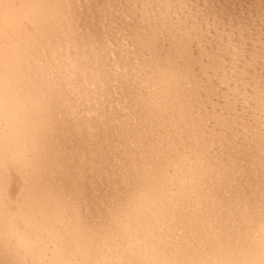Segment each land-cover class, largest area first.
Masks as SVG:
<instances>
[{"label": "bare ground", "instance_id": "6f19581e", "mask_svg": "<svg viewBox=\"0 0 264 264\" xmlns=\"http://www.w3.org/2000/svg\"><path fill=\"white\" fill-rule=\"evenodd\" d=\"M102 1L104 2V0H102ZM102 1H100V2H102ZM108 1H110V0H107V5H105L103 3L104 4L103 6L110 7V5H111L114 8V6H116L115 5L116 3L114 4V2L118 3V0L117 1L114 0V2L111 0L112 2L110 3V5H108L109 4ZM138 1H140V0H137V2ZM146 1L144 0V2H146ZM156 1L158 2V0H156ZM167 1L162 2V4L165 3L168 5ZM182 1L183 0H181L180 2H182ZM91 2L95 3V0H91ZM91 2L89 3V5L91 4L90 8L92 7V9H94V11H95L96 5L93 4L94 5V7H93ZM133 2H135V1H133ZM137 2H136V4H139ZM141 2H143V1H141ZM153 2H155V1H153ZM159 2L160 3L158 5V7L161 8V12L156 11L158 8L156 6L153 7L154 4L151 1H150V4L152 3L153 6L150 8L151 9L155 8L156 9L155 11L158 12L160 14L159 16L161 17V15L163 16V14L166 13V5L164 4L165 7L163 5L161 6V0H159ZM168 2H170V1H168ZM184 2L186 4L185 0H184ZM187 2H188V0H187ZM64 3H66L65 0H0V259H3L5 253H10L11 258L18 259V260L22 261L23 264H259L260 260L262 258H264V256H262V254H264V216H262V214H261V204H260L261 195H262L261 187H260L261 185H259V187H255V185L254 186L252 185V187H250L247 185L248 187H246V186H242L243 184H241L240 180H239L240 183L238 181L236 182V180L234 181V182H236L235 184L234 183L231 184L233 181H231V183H230V179L231 180L233 179L231 177V176H233L232 173L236 172L238 170L237 169L238 168L237 166L239 164L238 160L240 159V158L238 159V156L241 157L243 155L245 158V156H247L246 154H248L247 153L248 146L246 147V150H243L245 148H243V149L241 148V150L239 148L240 151L243 150V152H241V153L239 151H237L238 147L235 148V149H237L235 152V153H237L236 154L237 157H235V158H237L236 160L238 162H236V160L234 158L235 154H233V153H234L235 149L232 147L230 149V150L234 149L233 153L230 151V154H232V156L230 154H227L226 158L224 157L226 161L228 160L227 161L228 165H225V163H226L225 161H224L225 163L223 161H221V162H223V164L221 163V165H222L221 166L220 163H218L220 161H216V160L220 159V157H218V154H219L217 152L218 150L216 152H215V149H213L214 152L211 150V153L213 152V154L211 157H210V155L208 156V152H210V147L212 146V144L214 142L216 143L215 139L218 138L216 136L219 134V132L217 131L218 133H215V135L216 134L217 135L216 136L214 135L215 139L213 138L214 139V141H213V139H212L213 135L211 136V134H213L214 132L212 130H210L211 132L210 131L208 132V130L210 128L207 129L205 123H204L205 125L203 124V126L207 129V132H208V134L210 133V135L205 134V132L203 131L202 123L204 121L201 119L203 122L202 121L197 122L198 121L197 119L192 118V116L194 115L193 110H192L193 113L191 116V111L189 112L187 109L188 107H185V105L188 104L190 100L192 101V99L195 98L196 93L193 90V88L195 87L196 83L195 84L192 83V84H194V87H192V84L189 83V81H191V80L195 81V78L193 79L192 78L193 75H191V74H189V75H191L190 79H189V77L183 78L180 73L182 72V74L184 75L183 72H185L186 70H181V68L180 69L178 68L179 69L178 71H177V69L175 70L174 67H177V65H178V63L175 62L176 60L175 61L173 60V58L175 56L173 58L172 57L169 58L167 56L168 51L166 52L167 54H165V52L163 53V54H165L166 57L163 54H161V52L166 51V50H163L160 52V54L163 57H165L166 59L168 58L165 62H163V60L161 59V56L159 54L158 55H159L161 61L159 60V57H158V59L156 58L157 54L152 56V57L150 55H148V57L151 58V59L148 58L151 63L149 64L150 66L148 65L149 68L148 67H146V68H148L150 70L148 72H146L148 69L145 68L144 70H146V71H143L141 69L145 73L146 77L143 78L144 80L141 79L142 81H139V83H138V79H137V83H138L137 85H139V84L141 85V83L144 81L145 84L143 83V85H145L148 92H146L147 94H145V97L143 95H141V97L143 96L145 99L142 97V99H144L143 100L144 102H142L140 104L137 103V101H139L138 97L136 98L137 99L136 101L133 100L134 97H133V99H131L132 98L131 96H135V94H137L135 92L136 89L134 90L135 93L133 95H131V96L129 95V94L133 93L134 87L137 86L135 83L136 81H134V79H133L136 77V74H135V77H133L134 75L132 76L131 74L132 73L134 74V72L128 73L130 68L127 67V69H129V70L124 68L125 70H127L126 71L127 76L128 75L130 76V77L128 76L129 79L127 78V80H130L132 78V82L134 81L132 84V85H134L133 89H131V86H130V90H132V92L130 91L131 93L130 92L128 93L125 90L127 92L125 95L126 96L128 95L131 97V98L128 97V99H130L128 103H130V105L132 104L131 106H133V107L135 105L138 106L136 109L139 108L138 111H141V113L138 114L137 113L138 111L135 109L137 112H136V114H135V112L133 113L135 115H137V114L139 115V116L137 115L138 118H136V119H139L138 122H140L141 124H139L137 122V120H136L137 123L135 121H133L132 116H134V115H132V113H131L132 122H130V123H131V125L133 123H135V126L134 127H132L133 125L132 126L130 125V127L127 126L128 125L127 123L129 122L128 120L131 121V119H129V117H130L129 113L130 112L128 113L129 115L126 113L123 114L120 112L121 114L124 115V118L126 117L125 119H128L127 121L125 119H123V117L120 116V114H117V113H119L118 111H116L117 113L115 115L116 116L119 115V118L121 117L120 120L127 122L125 124V122L120 121L121 122V124H120L117 121L120 124V126H119L120 128L118 130H120V131L122 130L125 133H128L127 131H129L128 134L131 135V137H130L131 140L129 139L130 140L129 141L127 138L124 140L123 139L124 135H125V137L129 136V135L128 134L126 135L124 133H123L124 134L123 135L122 133H119L120 131H118V130H117L118 132H116L118 138H116L117 137L116 134L110 133L112 131V128H113L112 124L115 127V129H116V127H118V125H116V123L111 122L110 120L108 121L106 119L107 122L112 123L111 125L108 124V127L111 126V127H109V128H111V130H108L109 128L103 129L104 126H102L103 125L102 122H101L102 125H100V126H98V124H96L97 126L94 125V126H96L95 129H97V130H98L97 127L103 129V133L106 132L104 130H108L105 134V138L106 137L108 138V136L110 134L115 135L116 137H112V139H113L112 141H114V144H115V142L117 143V140L120 138V136L122 137V135H123L122 139L124 141L119 140L118 142H121L119 144H123V142H124L126 145V148H123L125 151L123 152L121 150L123 152L122 154L124 155V158H125V161L123 160V163L126 164V166L128 167L127 168L128 174L131 176L132 179L130 181L124 183V186H123V184L121 185V187H123V188H121L122 190H121V193L119 194V200L116 199L118 201V202H116L117 204L114 201L112 202V200H110L111 199L110 194H109L110 196L108 195L110 198L107 196L108 199L110 200V203L112 202V204L114 203V205H116L115 207L117 210H115V208H113L115 210V211L114 210L113 211L116 213L118 212L119 215L118 214L115 215L116 213L113 214V211H112L113 215L110 214L109 212H107L110 215V217L111 216L114 217V215H115L116 216V217H114L115 219L112 220L113 218H110L108 216H106V217L104 216L108 220L111 219L110 223L107 226L105 224H107L108 221L105 220L106 222L104 224H102L103 222H99L103 225L102 228H98V226H96L98 228L97 229L96 227L92 226V224H93L92 223L91 226L93 227L92 229H94V230H92V229L88 230L89 229L88 227H90V224H89V226H87V224H88V222L86 221L87 217L84 218L87 215V214H85L86 210H84L85 216L82 218H84V221H85V223L83 222V225L85 224V226H87L88 229L85 226H82L81 224L79 225V223H81L80 220H82V219L77 220L78 222L76 221L78 224L75 223V220L78 219V217L80 218V216H77L79 211L81 212V213L79 212V214H81V216H83L82 215L83 213L81 211L82 208L80 210L77 209V205L82 200H84L83 198H80V200L82 199L80 201V200L74 199L72 196L70 198H68L70 195H67L68 199L67 200L64 199V197H66V195H65L66 192L64 190H62L61 182H59L58 180L56 181L55 184H53L52 186H49L47 190L39 188V177L42 174V172L44 170H47V172L52 174L53 177L54 176L56 177V175H54V173L58 174V173H56V171L58 172V170H56V168L59 167L58 165L62 164L61 160L66 159L65 163L67 165L71 164L72 163L71 159H73V158H71V159H69V158L72 157L73 154L71 155L70 153H74V152H76L74 150L78 149L76 146V143L78 141H76V143H74V145L76 146V148H74V150L71 151V149L73 147L71 149L67 147V149H70V153H69V150H68V152L65 151L67 154L65 152H62V149H64V148L58 149L59 146L58 147L56 146V143H58V141L57 142L55 141L56 140L55 137H57L59 134L56 132L57 131L56 130L55 132L58 135L55 136L52 133V129L55 130L56 125H58V127H60L59 126L60 124L66 125L71 120V118L70 119L65 118L67 116L66 115L67 112L64 110L65 108L63 110L61 109V111L66 112V113H63L64 115H66L65 117L62 115V117H63L62 118L60 116V114L58 113L59 109L62 106H64L66 102L63 101L64 104L62 106L57 107L56 110L54 109L56 107L55 103H59L57 100L58 99L60 100V98H58V99L56 98V93L58 91L59 92L61 91L59 88H62V86L61 85L59 86L58 84L62 83L65 86H68L67 88L69 90V93H68V90L66 89L67 93L69 94L68 97L72 96L71 94H75L76 96H80V95L83 96L82 93H84V95H86V96H84L83 98H86V99H84L86 101L87 100L89 101V98L93 94L96 95L95 93H98V91L102 92L104 89L107 88V85L104 86L105 82L103 81L105 75L104 76L101 74L99 75V72L101 70H103V68L100 70L101 64H99L100 62H97V59L96 60L93 59V57L91 55L92 53H88L84 48H82V52L86 51L85 61H84V58H82L83 59V61H82V59L80 57V55L82 56V54H80V53H82L81 51L79 53L80 55H78V53H77V55H73V59L71 60L72 57H70V54L71 53L74 54L77 52L75 46L76 45L78 46V44H76V42L79 41L80 36H78L79 38L77 40H76L77 37L75 39L73 37V40H76L74 43V45L76 44L75 46L73 44L68 45L69 47L67 46L68 47V51H67L68 56H67V58L64 59V61H62V62L60 61L61 56L58 55V53H57V52L62 53V51L53 50V47L55 49V46L57 48L59 47L60 50L63 47V44L60 41L61 38L59 40L58 39L57 40L59 41V43L61 42L62 47H61V45L60 46L55 45L52 47V43H53L54 39L57 38L59 35L62 36V34H59V32H61L63 30L62 29L64 27L63 20L64 21H65V19H66V21L68 20L67 19L68 17L65 18L67 15H69V14H67V12H66L67 15H65V17L62 16V14H64L63 13L64 11L62 12L61 10H65L66 8L68 10V7H69V6L67 7L66 6L67 4H66V5H64V7L66 6L65 9H63ZM72 3H74L73 0H72L71 4ZM105 3H106V1H105ZM113 4H114V6H113ZM130 4H132V3H130ZM136 4L133 3L132 7L131 6H129V7L134 9L133 8V5H134V6H137V9L139 10L140 9V8H138L139 5H136ZM144 4L141 3L140 5H144ZM146 4L149 5V2ZM76 5L77 4H73L74 7ZM155 5H156V3H155ZM97 6H96V8H97ZM100 6L102 8V5H99V7ZM147 6H144V8ZM186 6H189V5H185V7L182 5V7H184V8H187ZM71 7H69V8L71 9ZM77 7H78V5H77ZM82 7L81 8L84 9L86 6L85 7L82 6ZM112 7H110V9ZM163 7L165 10L163 9V13H162ZM87 8H89V7H87ZM87 8H85L84 10L87 13H90L89 11H91L92 9L89 10L90 9L89 8L88 9L89 11H88ZM104 8H106V7H104ZM113 8L111 10H113ZM141 8H143V7H141ZM148 9H149V7H147V10ZM84 10H83V13L85 12ZM97 10H99V9H97ZM138 10H136V8H135V12H134V10L133 11L131 10L132 12H130V14L134 12L133 14L136 15V12ZM150 10H148V11H150ZM189 10H190V8H189ZM94 11L92 10V12H94ZM190 11H189V13H190ZM92 12L90 13L91 15H92ZM96 12L97 11H95V14H96ZM108 12H111V11L109 10ZM150 12L152 13V14H150L151 16L155 13L152 10ZM168 12H169V10H168ZM83 13H82V15L84 17L85 13L84 14ZM98 13L99 14H97V15H100V16H98L97 18L100 20L101 15L104 13H102V12H101L102 14L100 12H98ZM138 13L140 14V11L137 12V15L139 16ZM191 13L193 14L192 11H191ZM109 14L110 13H108V15ZM112 14L113 13L111 12V15ZM168 14L170 15V13H168ZM82 15H81V19H82ZM91 15H89V16L91 17V19H93L94 14L92 16ZM156 15H157V13L154 14L153 17L155 18ZM85 16H88V14L87 15L85 14ZM96 16H94V17H96ZM130 16L132 17V15H130ZM140 16H142V15H140ZM159 16H157V18H160ZM192 16H194V15H192ZM90 17H89V19H90ZM153 17H151V18H153ZM166 17L167 18L170 17V19H165ZM166 17L164 15L163 18H160V20H158V21L162 22L161 24H163L164 23L163 19L169 20V21H167V23L168 24L170 23V29L172 31H176V29H177V31H178V29L180 27H178L176 25L178 23L182 22V21L179 22V17L177 20L178 23L175 22L176 23V25L174 27L175 30H173V28H171V26H174L173 21H176L174 19L175 18L177 19V17L175 16V18H173L172 13L169 17L168 16H166ZM189 17H191V16H189ZM63 18H65V19H63ZM85 18H83L84 21H85ZM103 18L104 17H102L101 20H104ZM139 18H142V17H139ZM139 18H137V20ZM151 18L145 20L146 19V16H145L144 20H145V22L149 21V23L151 22L150 20H152V22H153V20L157 21V18L156 19H154V18L151 19ZM89 19L86 18V21H88ZM171 19L173 21H170ZM83 20H81V21H83ZM94 20H90L91 23H93ZM132 20L134 21V19H132ZM132 20L130 22H133ZM137 20L135 19L134 22L136 23ZM90 21H89V23H90ZM100 21L98 23L99 24L98 26L103 25L102 21L100 24ZM110 21L113 22V20H110ZM199 21L197 20V22H199ZM75 22H76V19L73 22V24ZM103 22H105V21H103ZM145 22L143 21L144 24L142 23L143 27L147 26V25H145ZM155 23L158 24L157 22H155ZM194 23L195 22H193V24ZM200 23L198 26H200ZM95 24L97 25V23H94V25ZM105 24L106 23H104V25ZM152 24H154V22ZM156 24L153 27L156 28ZM164 24H166V23H164ZM168 24H166L167 26L165 25L166 28H168ZM188 24H190L192 27H195V24L193 25L190 22L186 23V26ZM89 25L91 26V24H89ZM94 25L92 24V26H94ZM116 25H117V23H116ZM131 25H132V23L130 24V26ZM138 25L139 24H137V28L135 26V28L137 30L141 28V25H139L140 26L139 28H138ZM160 25H158L159 27L157 26L158 30L160 28ZM106 26L108 27L109 31L111 30V28H109L110 24H109V26L106 24L105 28L103 27L104 29L101 27L103 29V32L106 30V28H107ZM122 26H121V28H124V26L123 27ZM132 26L133 27H131V28H134V23ZM162 26L165 28L164 25H162ZM181 26H183V24ZM188 26H187V28L189 29V31L193 32V30H192L193 28L192 27L190 28V26L189 27ZM196 26H197V23H196ZM74 27L77 28L78 26H74ZM149 27L150 26H147L144 28L145 29L148 28L147 32L151 33V31L154 30L155 28L151 29L152 28L151 27L150 28L151 31H150ZM184 27H185V24H184L183 28ZM65 28H66V26H65ZM125 28H127V26ZM183 28L179 29L178 32H181V30H183L185 32L187 28L185 30ZM85 29H81V30H85ZM88 29H91V28H88ZM102 29H100L101 32L96 29L98 32H100V34L98 35L97 41L95 40L96 44H101V45L105 44L104 42L102 43L101 41L99 43H97L99 39L101 40V38H99V36H101V35L103 36L104 34H106L108 32L107 31L106 33L103 34ZM201 29H202V27L199 28V30L198 29L197 30L201 32L200 36L204 37L205 35L204 36L202 35ZM70 30L71 29L69 28V31ZM78 30L80 31V29H78ZM94 30H92V31H94ZM112 30H113V27H112ZM132 30H129V31L132 33ZM137 30H135V31L139 32V34L133 31L134 32V33H132L133 35L129 34L130 32L128 31L129 36L130 35L131 36H134V35H137V36L140 35L141 36V34H143V31L141 33V31H137ZM160 30H161V28H160ZM165 30H162V32L165 33ZM195 30L196 29L194 28V31ZM69 31L68 32L66 31V32L70 33L71 36L77 34V32L74 31V32H76V34L73 32V35H72V33H71L72 31H70V32ZM85 31H84L85 33H88L87 29ZM90 31H89V33H90ZM169 31L170 30H168V32ZM183 31H182V33H183ZM62 32H64V31H62ZM81 32H83V31H81ZM95 32L96 31L93 32V35L98 33V32H96V33ZM155 32H157V31L155 30ZM155 32H153V33H155ZM186 32L189 33L188 31H186ZM192 32H191V34L194 33V32L193 33ZM200 32H198L197 34L199 35ZM89 33L87 34L88 36H86V37L90 36ZM148 33H145V34L148 35ZM157 33H155V34H157ZM161 33L160 34L158 33L161 36V38H157L156 36L155 37L157 39L153 38L154 40H156L158 42L157 47L160 48L158 50L163 49L161 47H164L165 44L169 42L166 40V43L164 44L165 41H163V44H164V46H163L161 43L162 41L161 42L158 41V39L160 40V39H162V37L165 38L164 36L166 35V33L165 34L163 33L164 35L163 34L161 35ZM182 33H180V34L182 35ZM79 34H81V33H79ZM84 34H81V36H83ZM112 34L113 33H111V35L106 34V36H109L110 38H112L111 37V36H113ZM169 34H172V32H169ZM180 34L178 36H180L179 39H181L183 46H184V44L189 43V40L193 41V39H190V37L188 36L189 34L187 35L186 33H183V35L186 34V36H187L186 40H188V42L185 41V43H183L184 42L182 39L183 37L181 38ZM191 34H190V36H192V38H193L195 33L193 35H191ZM85 35L83 36L84 39H86ZM91 35H92V33H91ZM146 35H144V37H146ZM173 35H175V33ZM95 36H97V35H95ZM151 36L153 37V35L150 34L149 37H151ZM168 36L170 37V35H168ZM200 36H197V37H200ZM66 37H67L66 40L68 41V43L69 42L71 43L72 39L70 37V40H71L70 41L69 35L67 34V36H66V33H65V35L63 34V39H62L63 43H64V40ZM91 37L92 36H90V38ZM135 37L133 38L134 39L133 41H135V39H137V38H138V41L140 40L139 37H136V38ZM188 37H189V39H188ZM195 37H196V35L194 36V38ZM81 38H80V41L83 40ZM184 38H185V36H184ZM92 39H94V38H91V40ZM103 39L105 41L106 38H103ZM114 39H115V36L113 38V42L115 43L116 39H115V41H114ZM146 39H147V37H146ZM153 39L150 38V40H152V41H148L149 38L146 41H144V39L140 40V44H141V41L146 42V43H144V45L146 44V47H147L146 49H144L142 47L143 46L142 44H141V46H139L140 45L139 42L136 44L137 40L135 42H133V41L130 42L131 43L130 45H133L134 47H136V50L137 49H139V50L140 49H144V50L148 49L150 52L151 49H149V48L152 47V51H154L155 50L154 47H156L157 43ZM169 39H171V38H169ZM199 40L201 41L200 38H199ZM55 41H56V39H55ZM58 41H57V44H58ZM195 41H196V38H195ZM149 42L150 43L151 42L156 43V44H155V46H150L151 44ZM159 42L161 43V46H159L160 45ZM172 42H173V44L176 43L175 40H173ZM172 42L168 43V48L173 49V47L170 46L172 44ZM197 42H193V44L195 43V45L197 46V44H199V42L198 43ZM54 43H56V42H54ZM81 43L79 44V47H83V45H85V44H83L84 43L83 42L82 46H80ZM90 43L92 44V41ZM116 43H120V42L117 41ZM132 43H135V45ZM147 43H148V46H147ZM191 43L192 42L187 44V47L190 46ZM91 44H90V46H92ZM173 44H172V46H173ZM117 45L119 46V44H116V47H117ZM96 46H97V49L100 47L99 45H96ZM133 46H130V47L134 48ZM183 46H181V47H183ZM101 47H100V50H101ZM120 47H122V45ZM139 47H141V48H139ZM166 47L164 49L168 50V48H166ZM181 47H180V49L177 47V49L182 51ZM200 47L198 46L197 48H200ZM85 48H88V47H85ZM123 48H124V46H123ZM125 48L123 50L124 53L127 51V50L125 51ZM190 48H193V47H190ZM201 48H200V50H201ZM119 49L116 50L117 56L120 54H122V56H123L124 53H121L122 48L120 49L121 52L119 51L120 54H118ZM172 49H171V52H172ZM177 49H176V51H177ZM184 49H185V47H184ZM184 49H183V52L185 53L186 57L189 58V56L193 54L192 50H191V54H190V52L187 51L188 48L186 50H184ZM202 49H205V48H202ZM77 50H80V49L77 47ZM83 50H85V51H83ZM130 50L132 51V49H130ZM136 50H133V52L135 51L134 53L137 54V52L139 50L137 52H136ZM158 50H156L155 53L156 52L158 53ZM173 50H175V49H173ZM196 50H197L198 54H200L199 52H202V51H198L199 49H196ZM152 51L150 53L147 52V54H151V55L154 54V52L152 53ZM186 51L189 52L190 55L189 54L187 55ZM101 52H102V50H101ZM127 52H129V51H127ZM127 52H126V54H127ZM144 52H146V51H144ZM183 52H182V54H183ZM87 53H88V55L89 54L91 55V56L89 55L90 57H88V59H86ZM97 53H99V52H97ZM104 53L105 52H103V54ZM130 53H132V52H130ZM130 53H128V54L130 55ZM134 53H133V55H134ZM139 53L144 54L143 52H139ZM170 53L168 55H170ZM174 53L175 52H173L172 54H174ZM203 53H206V50H205V52L203 50ZM63 54H64V52H63ZM63 54H61L62 57H64ZM72 54H71V56H72ZM93 54H96V53H93ZM106 54H108L107 51H106ZM147 54L145 55V59L147 58L146 57ZM201 54H200V56H201ZM96 55H98V54H96ZM96 55H95V58H96ZM135 55L133 57H135ZM144 55H143V57H144ZM174 55H176V54H174ZM185 55H183L182 57H184ZM124 56H123V58L126 57V56L125 57ZM140 56L141 55H138V57H140ZM202 56H203V54H202ZM215 56H213V57H215ZM98 57H101V56L98 55ZM143 57L141 56V62L144 61V60H142ZM191 57L194 58L193 55ZM89 58H91V59L89 60ZM127 58H128V56H127ZM127 58L123 59L122 61L126 60ZM129 58H130V56H129ZM198 58L201 60L200 61L198 59L200 62H198V60H196V58L194 59V61H192L193 59L191 60V58H189V59L192 62H195V60H196V62L200 64L202 62L203 58L202 57H201L202 59L200 57H198ZM61 59H63V58H61ZM100 59H102V57ZM136 59H133V60H136ZM152 59L154 61H152ZM155 59H157V61ZM91 60H93V62ZM117 60H116V62H118V63L120 61V63L118 65H122L124 67L129 66V64H128L129 62L124 61L125 62L124 64H128V65H123L122 64L123 62L121 61V59L119 61H117ZM127 60H129V59H127ZM190 60H189V62H190ZM210 60H212V59H210ZM216 60H214L212 62H214V63L219 62ZM70 61H72V62H70ZM94 61H96L100 65V68L98 67V69L100 71L98 69H95L96 71L94 69H91L92 64H95ZM98 61H99V58H98ZM100 61H102V60H100ZM137 62H138V60H137ZM137 62L134 65L137 64L138 66L139 65L141 66V64H138ZM141 62H139V63H141ZM174 62L176 65L175 64L172 65V63H174ZM192 62L189 64H188V61L185 62L186 63L185 66L194 65V63L192 64ZM131 63L133 64V61ZM142 63H146V61H144ZM148 63L149 62H147V64ZM197 63H195V64H197ZM205 63H202L203 64L201 66L202 69L199 66V68L197 69V72L199 69H201L200 71H202L203 69H208V68H203ZM214 63L212 65H215ZM132 64H131V66H133ZM147 64H143V65L146 66ZM181 64H183V63H181ZM199 64H197V65H199ZM207 64H209V62ZM97 65L94 66L93 68H95V67L97 68ZM103 65L104 64L102 62V66ZM145 66H143V67H145ZM178 66L181 67L180 64ZM189 66H188V68H189ZM137 67H134V68H137ZM182 67L185 68L183 65H182ZM207 67H210V66L207 65ZM62 69H64V70H62ZM137 69H134V70H137ZM108 70H109V68L106 71L107 73H108ZM125 70H122V71L124 72ZM134 70L132 68L130 71H134ZM215 70H218V68ZM60 71L61 72L66 71V72H63L64 74L65 73L66 74L65 75L62 74V76H59ZM204 71H206V70H204ZM209 71L210 70H208L206 72L208 73ZM109 72L113 73V71H109ZM141 72H139V73H141ZM143 72L141 73V75H143V77H144ZM222 72H225L224 69ZM107 73H105V74H107ZM102 74H104V73H102ZM115 74H117V72ZM118 74H120V72ZM118 74L115 76L118 77ZM212 74H213V72H212ZM219 74H220V72H219ZM219 74H218V72H216L215 75H213V76L210 75V77L216 76L217 78L220 77V79H222V78H224V76L227 77L229 75H231V76L233 75L232 73L231 74L229 73V75L224 73L223 77L221 78V76ZM221 74H223V73H221ZM112 75L110 78H108V74H107L106 75L107 79L108 80L111 78L113 79L115 76L112 77ZM121 75L122 76H119V78H118L119 80L122 78L125 79L127 77L126 75H124L126 77H124L123 74H121ZM194 76H196V75H194ZM120 77H122V78H120ZM138 77H140V76H138ZM138 77H136V78H138ZM198 77L199 76H197V80L199 82L202 79H206V77L204 78V76H202L203 78H201V79H200V77L198 79ZM136 78H135V80H136ZM232 78H233V76H232ZM98 79H101V81L104 82L102 86L98 85V83H97ZM227 79L228 78H226L225 80H227ZM114 80H117V79L115 78ZM197 80H196V82L199 84V82ZM208 80H210V79H208ZM231 80L232 79H230V81ZM121 81H118L119 85L122 83ZM203 81L205 82V80H203ZM212 81H214V80H212ZM218 81L220 82L221 80H218ZM218 81H217V83H218ZM223 81H221V82L224 83ZM125 82H123V85L121 84L123 87H124ZM127 83H128V81H127ZM186 83H188V85H185ZM202 83L203 82H201L199 84V86L200 85L202 86ZM214 83H216V82L215 81L213 82L212 87H215V85L217 84V83L216 84H214ZM231 83H233V82L231 81ZM231 83H230V87H231V85L233 87L234 83L233 84H231ZM252 83L254 85V83H256L255 80ZM128 84L131 85V83H128ZM189 84L191 85L192 88H190ZM56 85H58L59 88H57L58 86H56ZM129 85H128V87H129ZM184 85H185V87H184ZM204 85H206V83H204L203 86ZM211 85L212 84H207L206 86L210 87ZM65 86H63V87L65 88ZM139 86H137L138 87L137 89L140 91ZM186 86H189V87H186ZM199 86L197 87L198 89L195 87L196 91L197 90L199 91ZM201 86H200V89H201ZM227 86L229 87V82H228ZM235 86H236L235 87L236 89H234V87H233V89L237 90L238 86L236 85V83H235ZM55 87L58 90L57 92H56ZM125 87H127V86H125ZM145 87L143 86V88H145ZM217 87H219V86L216 85L215 90ZM220 88L221 87H219V89ZM120 89H121L120 91L122 92V88H120ZM202 89H206V87L202 88ZM210 89L211 88H209V90ZM213 89L214 88H212L211 90L213 91ZM209 90L207 88L206 91L209 92ZM221 90H223V89L221 88ZM221 90H219L218 93L219 92L222 93ZM226 90L227 89H225V93H224V91L222 93L224 97H225L224 94H227L226 92L229 91L230 88H228L227 91ZM65 91H63V92H65ZM212 91H210V94L209 93L207 94V92H202L203 94L207 95L204 98H206V97L208 98V95H211V96H209L211 98L216 97V96L218 97L219 94L214 92V93L218 94V95H216ZM59 92H58V94L60 95ZM100 92H99V94H100ZM141 92H143V94H144L145 93L144 89ZM211 92L216 96H214V95L212 96ZM231 92L233 93V91H231ZM254 92H255V90L252 91L251 93L254 94ZM105 93H107L106 90H105ZM123 93L124 92H122V94ZM199 93L200 92H197V94H196L197 98H198V96L201 98L200 94H202V93H200V94ZM221 93H220V97H221ZM58 94H57V96H59ZM99 94H97V95H99ZM140 94H142V93H140ZM234 94H235V96L236 95L239 96L238 95L239 93H234ZM255 94H256V92H255ZM63 95L65 96V99H66L67 95L66 94H63ZM256 95H258V94H256ZM100 96H96V97L97 98L99 97L102 100V96L101 97ZM223 96L221 97V99L223 98ZM235 96H233L232 98H235ZM237 96L235 98V101H237L236 100ZM104 97H105V95H104ZM141 97H140V101H141ZM252 97H253V95H252ZM252 97H250V99ZM83 98L80 96V99H83ZM91 98L94 99L95 97H91ZM91 98H90V100H91ZM97 98H95L94 100H97ZM232 98L230 97V99H232ZM254 98L251 99L252 103L249 100V102L251 104H253V105H251V107L255 105L254 104L255 102L253 103V100H256V98L255 99ZM104 99H106V98H104ZM195 99L192 101L193 104H195ZM208 99H210V98H208ZM213 99L214 98H212V100ZM223 99H226V98H223ZM223 99L221 101H223ZM230 99L229 100L227 99V101L224 100L223 104H225V103L228 104V101H230ZM67 100H68V98H67ZM101 100H100V103H101ZM210 100H208V101H210ZM212 100L210 102H212ZM217 100H220V98H218ZM258 100H259L258 103H260L259 98H258ZM88 101H87V103H88ZM103 101H105V100H103ZM215 101L216 100L214 99V102ZM221 101L216 103V104L221 103ZM98 102H99V99H98L97 103ZM126 102L127 101H125V104H126ZM249 102H247V103H249ZM91 103L92 102L88 103L89 104L88 107H90V108H91V106H90ZM200 103H202V101ZM242 103L244 104V101ZM247 103H245L244 105L246 106ZM92 104L95 105L96 102H94ZM102 104H103V102H102ZM125 104H123V105L125 106ZM189 104L187 106H189ZM197 104H195V105H197ZM216 104H215V106H216ZM229 104H231V102ZM126 105H128V104H126ZM222 105H219V108L222 107ZM232 105H234V104H232ZM257 105H259V104H257ZM71 106H73V105H71ZM131 106L129 109L127 108L130 111H131ZM198 106L199 105H197V107L196 106L195 107L198 108ZM226 106H228V105H226ZM241 106H243V105L241 104ZM256 106H255V108H256ZM133 107H132V109H133ZM211 107L210 108L208 107V109L210 110V109L214 108L213 105H211ZM70 108H72V107H70ZM192 108H194V107L191 105L190 109H192ZM222 108H224V110H225L226 107L224 106ZM253 108H251L252 111H253ZM72 109L68 110V112H71ZM229 109H230V107H229ZM248 109H246V110L249 111L248 114H249V117H251L250 116L251 112ZM53 110H54V113H53ZM73 110H75V109H73ZM199 110L201 111V109H198L197 111H199ZM224 110H222V111L218 110V112L219 111L224 112ZM227 110H228V108L226 109V114H227ZM246 110H243V111H245L247 114ZM256 110H258V109H256ZM75 111H77V110H75ZM203 111H201V112L204 114ZM232 111L234 112L235 110L233 109ZM258 111H253V116L256 115L255 118L258 115L256 113ZM218 112H216L215 114L217 115ZM220 112L218 113L219 115L222 114V113L220 114ZM228 112H230V115H233L236 111L234 113H232L230 110H228ZM80 113H81V115H83L82 112H80ZM206 113L204 115H206ZM236 113H235V115H236ZM262 113L260 115L261 118L264 117V113H263V115H262ZM58 114L62 119L57 117ZM201 114H199V115H201ZM208 114H210V113H208ZM223 114H225V113H223ZM125 115H128V116H125ZM204 115H202V117ZM211 115H212V113H211ZM219 115L217 116V118H216V116L214 117L215 120L218 119ZM228 115H229V113L227 114V116ZM235 115H233V117ZM243 115L245 116V114H243ZM103 116L106 117L107 115L106 116L103 115ZM113 116L112 117L109 116L110 119L112 118V119H114V121L117 120L118 117L116 118V116H114V118H113ZM212 116H214V115H212ZM236 116H238V115H236ZM71 117L72 118L75 117V114H73V116H71ZM231 117L228 118V121H227L226 120L227 117L225 116L224 120L227 121L226 123L229 124ZM106 118H108V117H106ZM211 118L208 119L206 117V119L211 120V122H212V119H214V118H212V119ZM237 118H239V116ZM63 119H66L68 121L64 120L66 123L65 122L61 123ZM79 119H83V118H79ZM87 119H85V120L87 121ZM94 119H96V121L99 122L97 120V118H94ZM94 119L91 118V120H94ZM219 119H221V117ZM235 119L236 118L234 117V120ZM74 120L76 121V119H74ZM104 120H101V121L104 122ZM106 120H105V123H106ZM234 120L233 121L231 120V122L234 123L236 120L239 121L240 119L239 120L236 119L235 121ZM251 120L254 121L252 118H251ZM251 120L247 119V121H249V122ZM77 121H79V120L77 119ZM82 121L83 120H81V123L83 125L82 129L84 130V125H85V127H87L86 126L87 124L86 123L83 124L84 121L83 122ZM89 121L90 120H88L87 123L90 125L92 122L89 123ZM220 121L221 120H219L217 125L220 123ZM240 121H242V119ZM257 121H259V120L257 119ZM257 121H256V124L258 126L259 122L257 123ZM249 122H247V123H249ZM69 123H72V121H70ZM73 123L77 124L74 121H73ZM73 123L68 124L69 127H66L64 129H66V130H67V128L70 129V125H73ZM81 123H79V124L81 125ZM215 123L211 124V127L213 125L216 126ZM222 123H224V122H221L220 124L222 125ZM226 123H225V126L227 125ZM262 123L264 125V122H262ZM99 124H100V122H99ZM220 124H219V126H220ZM242 124H244V123L242 122ZM65 125L63 127H65ZM82 125H81V127H82ZM106 125H107V123H106ZM75 126H77V125H75ZM229 126H231V123L228 125V127ZM250 126H251V124H250ZM252 126H253V124H252ZM247 127H249V125H247ZM88 128H89V126H88ZM242 128H244V126ZM259 128L261 129V127H259ZM75 129L71 128L70 130L67 131V132L70 131L69 132L70 135L67 134V136H66V134H65L66 137H62V136L61 137L63 139H66V141H67V137L71 136L72 135L71 133H73V131ZM92 129L95 130L94 128H92ZM101 129H99L98 132ZM256 129L259 130L258 128H256ZM54 130H53V132H54ZM61 130H63V129H61ZM71 130H73V131L71 132ZM230 130H232V129L230 128ZM230 130L228 128L229 132H230ZM236 130H238V129H236ZM239 130H238V133L241 131V130L240 131ZM257 130H255L254 132H257ZM87 131L90 132V134L92 133L91 132L92 130L91 131L87 130ZM234 131L235 130L232 131V134L236 133ZM248 131H250V129H248ZM59 132H61V131L59 130ZM67 132L63 131V132H61V134L64 135V133H67ZM74 133H76V131H74ZM74 133H73L72 137H74V135H78V133L77 134H74ZM80 133H82V132H80ZM238 133H236L235 137L237 136ZM82 134L84 135V133H82ZM90 134H88V136H91L93 139L96 137L95 138L96 140L94 139L93 142H95V141L99 142L101 140L100 139L98 141L97 136L93 137L94 133L92 134L93 136ZM107 134H109V135L106 136ZM119 134H121V135H119ZM222 134L224 135V133H222ZM226 134L228 135V132ZM241 134H242V136H244L243 133H241ZM261 134H264V132L260 133V135ZM101 135H102V139H103L104 135L103 134H101ZM101 135H100V138H101ZM205 135H207V138L205 137ZM240 135H238V136L240 137ZM59 136L57 138L61 139V138H59ZM79 136H81V134H79L78 137ZM208 136L211 138H208ZM219 136H220V134H219ZM224 136H222V137L225 138ZM242 136H241V138H242ZM72 137H70L71 139L70 138L68 139L69 140L68 143H66V141H65V143H66L65 145L69 146V143H73L74 142L73 140L77 138V136H75L76 138H73V140H72ZM83 137H85V135ZM83 137H81V139ZM91 137L90 138L88 137V138L91 139ZM222 137H220L217 140L223 139ZM230 137H231V135H230ZM233 137H231L230 142H232L231 140L233 139ZM263 137H264V135H263ZM105 138H104V140H108L110 137L108 139H105ZM114 138H116L117 140H115ZM241 138H239L240 140L239 139L238 140L240 142H244L241 140ZM245 138L247 139L246 135H245ZM249 138L251 139V137L248 136V139ZM78 139L80 140V138H78ZM132 139H135V141L138 140L136 142L134 141L136 144V145L134 144V146H133L134 142L132 141ZM226 139H228V140H226ZM70 140H72V141L70 142ZM110 140H111V138H110ZM235 140H236V138H235ZM238 140H236V142L239 144L240 142ZM87 141H86V143L88 144ZM91 141H92V139H91ZM61 142H64V140L63 141L61 140ZM81 142L83 143V141H81ZM223 142H225L228 146L229 138L226 137L225 141L223 140ZM89 143L92 144V142H89ZM108 143H109V145H111L110 142H108ZM128 143H132V145L130 144L131 145L130 146ZM237 143L234 142V144H236V145H237ZM78 144H80V143H78ZM104 144H106V143H104ZM104 144L103 143L102 144L97 143L95 145L92 144L91 146L93 148L96 145L97 146L94 149H92V147H88V148L94 150L96 153L97 147L99 145L103 146ZM63 145H64V143H63ZM107 145L108 144H106L104 146H107ZM252 145H253L252 148H251V146H249V148H248V151L250 148L252 149L251 152L249 151V153L252 155L248 154V156H247V157H250V156L253 157V158L251 157L252 159H250L251 163L248 162L247 160H245V162L247 161V163H246L247 165H248V163H250V164L248 166H245L246 164L244 163L243 166L247 167V169L242 166V168L241 169L239 168L240 170L237 171V174H240L238 172L243 171L242 169L245 168L243 175H245V172L247 175V172H248L249 173L248 176L251 175L254 178V176L257 175L256 172H257L258 168H262L264 166V138H261V136L254 137L252 140ZM104 146L102 148H105ZM117 146H118V149L121 147L118 144H117ZM122 146H124V145H122ZM137 146H138V148H136ZM219 146H221V145H218V148H220ZM78 147H80V146H78ZM109 147H112L113 149L115 148L114 145H111ZM112 148H110V150ZM60 149H61V151H60ZM67 149H65V150H67ZM83 149H85V148H83ZM101 149L99 150L100 153L102 152ZM104 150H106V148ZM108 150H107V152H109ZM219 150L222 151L223 149L222 150L219 149ZM94 151L90 152V155H91V153H94ZM121 151H119V152L121 153ZM245 151H246V153H245ZM81 152H82V150H81ZM81 152L75 153L77 155H74V156L79 157L78 153H80V156H82ZM83 152H84V150H83ZM114 152H116L115 149H114ZM63 153H65L66 156H64ZM85 153H88V152H85ZM102 153H104L103 155H105V152H102ZM214 153H218V154H214ZM222 153H223V156H225L224 151ZM239 153H240V155H239ZM68 154H70L69 158L67 157ZM101 154L98 153V156H92L91 155L88 158L84 154L86 157L84 159L83 158L80 159V163L81 162L83 163V161H81V160H85L84 164L87 163V164H89V166H91L90 165L91 163L93 164V162H97L95 160H98V157L103 156ZM87 155H89V154H87ZM96 155H97V153H96ZM116 155H118V153L115 154L114 159L113 158L111 159V157H110V159L112 160L111 161L109 159L111 161L110 164L114 161L118 162V160L120 158L123 159V157H120V156H118L119 158L117 159ZM130 155H131V157H129ZM220 155H222L221 152H220ZM108 156H107V158H109ZM206 156H208V157H206ZM223 156H221V157H223ZM82 157H84V156H82ZM105 157H104V159H105ZM99 159L101 160L103 158H99ZM232 159L236 163L232 167L228 168L227 166H230L229 163H231V165L233 163V161L231 162ZM67 160H71V161H69L71 163H69ZM86 160H88V161L86 162ZM109 160L107 159L104 161L109 162ZM242 160L244 161V159H241V161ZM98 162H99V160H98ZM108 162H106V163H108ZM63 163H64V161H63ZM65 163L63 165H66ZM80 163H79V165H80ZM215 163H218L219 165H217ZM73 164H74L73 166L76 167L77 163L76 164L73 163ZM110 164L107 166L108 169H106L105 168L106 166H104V165H103L104 168L98 167L99 166L98 163L96 165L97 169H96L95 165L94 166L92 165L91 167H94V170L95 169L97 170V171L95 170L96 171L94 174L95 177L97 176L96 173L98 174V172H100L99 169L101 170V172L103 169H106L103 171H104L105 175L107 174V176H108V172H106V171L107 170L110 171V169H111ZM215 165H216V168H220L217 171L216 175H214L215 172H214V174H212V169H211V167L215 168ZM65 167H64V169H65ZM75 167L73 169H75ZM239 167H240V164H239ZM60 168H62V167H60ZM64 169L62 168V174H65V175H61L63 177L60 179L63 182V184H69L70 180H71V176L69 178V175H71L70 173H72L73 170L71 171V169H72L71 166H67V168H66L67 172L64 173ZM77 169L78 168H76V170ZM80 169H82V168H79V170ZM79 170H78V172H79ZM87 170H89V169L87 168ZM87 170H86V166H85L84 172L83 171L81 172V170H80L82 175L80 172H79L80 174H78V172H77V174L86 177L85 175H87V173H85V172H87ZM94 170H91V171L93 172ZM90 173H89V175H87V177L90 176ZM104 173L102 172L101 174L104 175ZM99 174H98V176H100ZM209 174H210V176H209ZM91 175H92V173H91ZM105 175H104V177H106ZM243 175H240V177H243ZM246 175L244 176L245 178L247 177ZM61 176L59 175V177H61ZM93 176H90V177L95 179ZM251 176H249V178H248L249 181L253 179V178H250ZM101 177H103V176L101 175ZM101 177H99V179H101ZM80 178L82 180V177H80ZM91 178H89V177L87 179L83 178V179H85L83 182H85L86 180L91 179ZM255 178H258V177L256 176ZM99 179H98V177H96L95 180H98V182H99L100 181ZM103 179L104 178H102V180ZM113 179H114V177L112 178V181H113ZM102 180L99 183L102 184V183L107 182V179H104V180H106L105 182H104V180L103 181ZM12 181H14L13 183L16 182L15 183L16 186H25L23 190H20L22 192V194L20 192V195H21L20 197H18L19 195H14V194H16L15 192L11 193V194H13V196L16 197V198L11 197V199L15 198L17 200V202L13 201L14 206L12 205L11 201H9L11 203L10 205L7 203L8 197L11 196V194L9 195V193H10V188H9L10 186L9 185H10V182H12ZM110 181H111V179H110ZM201 181H205V182L209 183V186L207 187L206 192H204L202 186L200 185ZM87 182H88V188H89L90 183H93V185L95 184V181L90 182L88 180ZM85 183H83V184H85ZM99 183H97V181H96V184H99ZM109 183H107L108 184L107 186L109 187V189H111ZM229 184H230V188L227 189ZM93 185L91 186L92 188L95 186V185L94 186ZM104 186H105V184H104ZM107 186H105V188L108 189ZM95 187H97V185ZM102 187H103V184H102ZM245 187L251 193V201H252V205L254 207V211H252V212L249 211V209L245 203V200L247 199V197H245L244 199H241L238 197L234 201L233 200H227L226 201L221 196V192H224V190H226V189L227 190H233V189L238 188L243 193ZM92 188H91V190H92ZM84 189L85 188L83 187L81 189V192L84 193L85 190H88V189H85V190ZM98 189H96V191ZM100 189H101V187H100ZM82 190H84V191H82ZM91 190H88V192L89 191L91 192ZM102 192H104V191H102ZM102 192H100V193L102 194ZM108 192L111 193V191H108ZM108 192H106V194ZM83 193H82V195H83ZM92 193H95V192L92 191ZM100 193H98V194H100ZM225 193H227V192H225ZM62 194H64L65 196ZM98 194H96L98 197L95 196L97 199H93V198H95L94 196H93V198H91L89 194H88L89 196L85 195V196H88V197H86V200H88L87 198L90 197L95 203V200L100 199L99 198L100 195H98ZM106 194H105V196H106ZM61 195H62V197L63 196L64 197L62 198ZM17 197L20 199H17ZM107 197L104 200H106ZM108 199L106 201H109ZM78 201H80V202H78ZM101 201H102V203H104V205H106L105 204L106 201L103 202L102 199H101ZM84 203H81L82 205L81 204H79V205L84 207V205L87 204V203L86 204H84ZM97 203H95V204L97 205ZM102 203L101 202H100V204L98 203L100 205V208L105 207V206L101 207V205H103ZM110 203H107L108 205H106V207L112 206ZM90 204H92V203H90ZM95 204H92V205H95ZM11 205L14 207L13 209H10V207L12 208ZM79 205H78V208H79ZM87 205L85 207H92V205L91 206H87ZM106 207L104 208L105 210H106ZM112 207H114V206H112ZM95 208H92V209L95 210ZM98 208L96 209L97 211H98ZM76 209L78 210L77 212H76ZM83 209H85V208H83ZM93 210H92V212H96V210L95 211H93ZM105 210L103 211L104 213L107 211V210L106 211ZM88 211L89 210H87V213H88ZM99 211H100V209H99ZM67 212H70L69 214L72 215L71 217H73L72 218L73 220L72 219L69 220L65 217ZM73 212H76L74 214H76L77 217L73 214ZM100 212H98V213L100 214V217H101L102 214ZM91 213H90V215H91ZM107 213H106V215H108ZM92 214H94V213H92ZM94 215H97V217H99V215L97 213H95ZM117 216H118V218H117ZM100 217H99L100 221H104V220H101L103 217L102 218H100ZM96 219L97 218H95V220ZM88 220H92L91 217ZM91 222L92 221H90V223ZM99 226H101V225H99Z\"/></svg>", "mask_w": 264, "mask_h": 264}, {"label": "rangeland", "instance_id": "374dc122", "mask_svg": "<svg viewBox=\"0 0 264 264\" xmlns=\"http://www.w3.org/2000/svg\"><path fill=\"white\" fill-rule=\"evenodd\" d=\"M69 1V2H68ZM74 1V3H72L71 4V2H72V0H65V2L66 3H64L63 4V7H64V5H66L67 7L69 6V7H71V9L68 7V10H67V8L65 9V7L63 8V9H65V10H61L64 14H62V16L63 17H65V15H67V14H69V15H67L65 18H67L68 20V22L66 21V19L65 18H63V19H65V21L68 23H66L64 20H63V22H64V27L62 28L63 30L62 31H64L65 33H66V36H67V34L69 35V40H70V37H71V39H72V42L70 43H68V41L66 40L67 39V37L65 38V40H64V43H63V41H62V39H63V34L65 35V33L64 32H59V34H62V36L61 35H59L57 38H55L56 39V41H55V39H54V41H53V43H52V47L53 46H55V45H57V46H60L61 45V47H62V44H63V47L61 48V50H60V48L58 49L56 46H55V49H54V47H53V50H55V51H62V53L61 52H57L58 53V55H60L61 57H60V61L62 62V61H64V59L65 58H67V51H68V45H74V43H75V41L79 38L78 36H80V38L81 39H83V40H81L80 41V38H79V41L78 42H76V44H78V46L76 45H74L75 47H76V53H74V54H72V56H71V54H70V57H72L71 58V60L73 59V55H77V53H78V55H80V54H82V56L80 55V57H81V59L82 58H84V61H85V54H86V51L88 52V53H92L91 55H92V57H93V59L94 60H96L97 59V62H100L99 64H101V68H100V65L96 62V61H94V63L95 64H92V66H91V69H98V67L100 68V70L103 68V70L105 71H103V70H99L100 72H99V75L101 74V75H105V77H104V79H103V81L105 82H102L101 81V79H98V81H97V83H98V85H100V86H102L103 85V83L105 84L104 86H106L107 85V88L106 89H104L102 92H100V91H98V93H95L96 95H92L91 97H95V98H97L96 96H102V100H101V98H97V100H94V99H92L91 97V100H90V98H89V101H88V103L89 102H92V103H94V102H96V104L94 105V104H92L91 103V108L90 107H88V103H87V101L86 100H84V99H86V98H83L84 96H86V95H84V93H82L83 94V96L82 95H80L83 99H80V96H76L75 94H71L72 96H70V97H68L69 96V90H68V86H65L64 84H58L59 86L61 85L62 86V88H59V86L58 85H56V86H58L57 88H59L61 91L59 92L58 90H57V88H56V92L58 91L59 93H60V95L58 94V92L56 93V98L58 99V98H60V100L58 99L57 101L59 102V103H55L56 104V107L54 108L55 110H56V108L57 107H59V106H62L63 104H64V102H66L65 103V107L64 106H62L60 109H59V114H60V116L62 117V115L65 117L66 115V119H70L71 118V120L70 121H72V123H73V121L74 122H76L77 124H75V123H73V125H70V129L72 128V129H75L76 127V129L74 130V131H76V133H74V131L73 130H71V132L73 131V133L74 134H77L78 133V135L79 134H81V136H79L78 137V135H74V137H72V135H73V133H71L72 135L71 136H69L70 135V131L69 132H67L68 130H70V129H68L67 128V130L66 129H64V128H66V127H69L68 126V124H72V123H69L68 122V124H60L59 126L60 127H58V125H56L55 126V130L54 129H52V133L55 135V136H57L58 134L60 135L61 134V132H63V131H65V132H67V133H64V135H58L59 136V138H61V139H58L57 137H55V141L57 142L58 141V143H56V146L58 147V149L59 148H64V149H62V152H65V151H67L68 152V150H69V153H70V149H71V151L72 150H74V148H76V146H77V148L78 149H75L74 151H76V152H74V153H70L71 155L73 154V156L72 157H70L69 158V156H70V154H68L67 155V157L69 158V159H71V158H73V159H71V160H67L68 162L69 161H71V162H69V163H71V164H66L65 162H66V159L65 160H61L62 161V164H60V165H58L59 167H57L56 168V170H58V172L56 171V173H58V174H55L54 173V175H56V177H59V175L61 176V175H65V174H62V168L64 169V167H65V169H64V173H66L67 171H66V168H67V166H71V171L73 170V171H76V172H78V170H79V168H82V169H80L81 170V172L83 171L84 172V169H85V166H86V170H87V168L90 170H87V172H85V173H87V175H89V173L91 172L92 173V175H91V173H90V176H93L94 174H95V172L97 171L96 169H97V163H98V167H103L104 168V166H106L105 168L106 169H108V165L110 164V162L112 161L111 159L113 158H115V154H117L118 153V155H116V158L118 159L119 157L118 156H120V157H123V159L122 158H120L119 160H118V162H123V160L125 161V158H124V155L122 154L125 150L123 149V148H126V145H125V143L123 142V144H119V143H121V142H118L119 140L121 141H124L126 138L129 140L130 139V137H131V135L130 134H128L129 133V131H127L128 133H125V132H123L122 130L120 131V130H118L120 127V124H121V122L120 121H122V120H120V118H119V115H115L117 112L116 111H118L119 113H117V114H120V116H122L123 117V119H125L124 118V113H126V114H128L129 112V119H131V113H132V115H134V116H132V118H133V121H135L136 122V120H137V122L139 121V119H136V118H138L137 117V115L139 114V113H141V111H138V109H136L138 106H131L130 105V103H128L129 102V100L130 99H128V97L129 98H131V99H133V97H134V99L133 100H137L136 98L138 97V99H139V101H137V103L138 104H140V103H142V102H144L143 100L145 99L144 97H145V94H147L146 92H148L147 91V89H146V87H145V85H143V83L145 84V82L143 81L142 83H141V87L143 88V86L145 87V88H143L144 89V94H143V92H141L143 89L139 86V85H137L138 83H139V81H142L141 79H143V78H145L146 77V75H145V73L143 72V71H146V70H144L146 67H148L149 68V64L151 63L150 62V60L149 59H151L150 57H148V55H150L151 57L152 56H154V55H156L157 57V59H158V57H159V55L161 56V59L163 60V62H165L167 59L165 58L166 56H165V54H167L166 52L168 51V54L171 52V49L172 48H168V43H171L173 40H175V42L176 43H174L173 44V42H172V44H173V46H172V44L170 45L171 47H173V49H175V50H173L172 49V52L170 53V55H168L167 54V56L170 58V57H174L173 58V60L175 61V62H177L178 63V65L180 64L181 65V67H179L178 65H177V67H174L175 68V70L177 69V71L181 68V70H186L185 72H183L184 73V75L182 74V72L180 73L181 74V76L183 77V78H185V77H189V79H190V77H191V75H193L192 76V78L194 79L195 78V81L194 80H191V81H189V83H196L195 84V87L197 88L198 86H199V84L201 83V82H203L202 83V86H203V84L204 83H206V85L207 84H212L210 87L209 86H206V85H204L203 87L201 86V89H200V86H199V91L197 90L196 91V88L194 87V84H192V87H194L193 88V90L195 91V93L197 94V92H200V93H202V92H207V94L209 93L210 94V91H212L211 89L212 88H214L213 89V93L214 92H216V93H218V91L219 90H221V88L223 89V90H221L222 91V93H223V91H224V93H225V89H227L228 90V88H230V90L231 91H233V93L229 90V91H227L226 93L227 94H224L225 95V97L223 96V94L221 93V92H219L218 94H216V93H214V94H216V95H218V97L216 96V95H214L212 92H211V94H212V96L214 95V96H216V97H212V98H214L216 101L214 102V99L212 100V98L211 97H209V96H211V95H208V98H210L211 100H212V102H210L211 100L210 99H208L207 97V99L208 100H210V101H208L206 98H204L205 96H207V95H205V94H200V96H201V98L198 96V98L196 97L197 95L195 94V104H197V105H199L198 106V108H196L197 107V105H195V104H193L192 103V101L194 100V99H192V101L190 100L189 101V106H187L188 104H186L185 105V107H188L187 109H188V111L190 112L191 111V116H192V113L195 115H193L192 116V118L193 119H197L198 121L197 122H201L202 120L204 121H202L203 123H202V127H203V131L205 132V134H208V132L210 131V130H212L213 132V134H211V136H212V139L217 135H215V133H218L219 132V134H220V136H219V134L216 136V137H218V138H214L215 139V141H216V143L214 142L213 144H212V148L210 147V152H208V156L210 155V157L212 156V154H213V152H214V150L213 149H215V152L217 151L218 153H214V154H218V157H220V159L219 160H216V161H220V162H218V163H220V165H221V163L223 164V162L225 163V165H228V160L226 161L225 160V158H226V155L227 154H230V151L233 153V150L235 149V148H237L238 147V150L237 149H235V151H234V153L233 154H235L234 155V158L235 157H237V153H235L236 152V150L237 151H239L240 153L241 152H243V150H246V147L248 146V148H249V146H251V148L253 147V145H252V140H253V138L254 137H256V136H261V138H264L263 137V135L264 134H261L260 135V133H263L264 132V125H263V123L262 122H264V117L263 118H261L260 117V115H261V113L264 111V85H262V82H261V72H262V70H264V55H262V49H264V0H188V2H187V0H185L186 1V4H185V2H184V0L182 1V2H180L181 0H168V1H170V2H168L167 0H161V6L163 5L164 6V4H162V2H165V1H167V3H168V5L167 4H165L166 5V13L168 14V13H170V15H171V13L173 14V18H175V16L177 17V19L175 18L174 20H176V21H173L172 19L170 20V21H173L174 22V26H171V28H173V30H175L174 29V27H175V25H176V23H178V17H179V22L180 21H182L181 23H178L176 26H178V27H180L179 29H181V28H183V26H184V24H185V27L183 28L184 30L187 28V26L189 25L190 26V28L192 27L190 24H188L187 26H186V23H188V22H190V23H192L193 24V22H195L194 24H195V27H192L193 29V32L195 33V35H196V41H195V38H194V36H193V38H192V36H190V34H191V32L189 31V29L187 28L186 29V31H188L189 33H187L186 31L184 32L183 30H181V32H178L179 31V29H178V31H177V29H176V31H172L171 29H170V23L168 24L167 23V21H169V20H164L163 19V21H164V23H166V24H168V28H166V24H161L162 22H160V21H158V20H160V18H163V16L165 15V17L166 16H170L169 14L167 15L166 13L165 14H163V16L161 15V17L159 16L160 14L158 13V12H156V11H159V12H161V8H159L158 7V5H159V0H158V2L156 1V0H153V1H155V2H153L152 0H145L146 2H144V0H140V1H138L137 2V0H118V3L117 2H114V0H112L113 2H114V4L116 5V6H114V4H113V6H114V8L110 5V3L112 2L111 0L110 1H108V5H110V7H112L113 8V10H111L110 9V7H107V6H103L104 4L105 5H107V0H104V2L102 1V0H95V3L93 2H91V0L89 1V0H73ZM99 1V2H98ZM100 1H102V2H100ZM105 1H106V3H105ZM115 1H117V0H115ZM133 1H135V2H133ZM141 1H143V2H141ZM150 1L154 4V6H153V4L151 3L150 4ZM176 1V2H175ZM68 2V3H67ZM76 2V3H75ZM92 3V5L93 4H95L96 6H97V8H96V6H95V11H97L96 12V14H95V11H94V9H92V7L90 8V5H89V3ZM98 2V3H97ZM136 2L137 3H139V4H136ZM149 2V5L148 4H146V3H148ZM202 2V3H201ZM97 3V4H96ZM104 3V4H103ZM130 3H134V4H136V5H139V7L138 8H140L139 10L137 9V6H134L133 5V8L134 9H132L131 7H132V4H130ZM144 4V5H140V4ZM155 3H156V5H155ZM182 3V4H181ZM199 3V4H198ZM73 4H77L78 5V7H77V5L74 7L73 6ZM86 6L85 8H87V7H89V8H87V10L89 9V10H93L94 12H92V10L91 11H89L90 13L92 12V15H93V19H91V17L89 16V15H91L90 13H87L84 9H82L83 7L81 6ZM189 5V6H186L187 8H184L185 7V5ZM71 5V6H70ZM99 5H102V8H101V6L99 7ZM148 5V6H147ZM151 5V6H150ZM171 5V6H170ZM182 5L184 6V7H182ZM202 5V6H201ZM82 8H81V7ZM129 6H131V7H129ZM144 6H147V7H149V9L148 10H150L151 8L150 7H157L158 9L156 10L155 8H153V9H151L153 12H155L154 14H156L157 13V15L155 16V18L153 17V15L151 16L150 14H152L150 11H148L147 10V7H145L144 8ZM93 7H94V5H93ZM104 7H106V8H104ZM141 7H143V8H141ZM165 7V6H164ZM164 7L162 8V13H163V9H164ZM171 9H170V8ZM205 7V8H204ZM131 8V9H130ZM135 8H136V10H138V11H140V14H139V16L137 15V12H136V15H134L133 13L135 12ZM189 8H190V10L193 12V14L191 13V11L189 10ZM82 9V10H81ZM97 9H99V10H97ZM73 10V11H72ZM83 10L86 12H84L86 15L88 14V16H85V14L83 13ZM106 10V11H105ZM110 10L113 14L111 15V12H108V11ZM134 10V12L133 13H131L130 14V12H132V11ZM156 10V11H155ZM165 10V9H164ZM168 10H169V12H168ZM189 11H190V13H189ZM214 11V12H213ZM66 12H67V14H66ZM98 12H102V13H104V14H102L101 15V18L102 17H104L103 19L104 20H101V18H100V20L102 21V24L104 25V23H106L108 26H109V24H110V26H109V28H111V30H112V27H113V30L111 31H109L108 30V27L106 28V30L103 32V29L105 28V25L103 26H98L99 24V19L97 18L98 16H100V15H97V14H99ZM165 12V11H164ZM203 12V13H202ZM82 13L84 14V17H83V15H82ZM108 13H110L109 15H108ZM122 13V14H121ZM148 13V14H147ZM206 13V14H205ZM145 14V15H144ZM190 14V15H189ZM194 15V16H192V15ZM81 15H82V19H81ZM91 15V16H92ZM97 15V16H96ZM130 15H132V17L130 16ZM140 15H142V16H140ZM144 15V16H143ZM149 15V16H148ZM94 16H96V17H94ZM135 16V17H134ZM146 16V19L145 20H147V19H149V18H151V17H153L154 19H156L157 18V16H159L160 18H157V21L156 20H153V22H154V24H152L153 22H152V20H150L151 22V24L149 23V21H147V22H145V20H144V17ZM189 16H191V17H188ZM198 18H197V17ZM88 18L89 19V17H90V19L88 20V21H86V18ZM134 17V18H133ZM139 18V17H142V18H139L138 20H137V18ZM149 17V18H148ZM172 17V16H171ZM83 18H85V21L83 20ZM96 18V19H95ZM122 18V19H121ZM153 18H151V19H153ZM75 19H76V24L74 23L73 24V22L75 21ZM95 19V20H94ZM113 20V22L112 21H110V20ZM132 19H134V21H135V19L137 20L136 21V23L137 24H139V25H141V30L140 29H136L137 28V24L132 20ZM142 19V20H141ZM165 19H170V17L169 18H165ZM195 19V20H194ZM80 20V21H79ZM81 20H83V21H81ZM90 20H94L93 21V23H91V21ZM99 20V21H98ZM133 21V22H130V21ZM162 20V19H161ZM192 20V21H191ZM194 20V21H193ZM197 20L199 21V22H197ZM89 21H90V23H89ZM98 21V22H97ZM101 21H100V24H101ZM103 21H105V22H103ZM118 21V22H117ZM142 21V22H141ZM143 21L145 22V25H147V26H150L149 27V30L151 31V29H153V28H155V27H153V26H155V22H157L158 24H156V28L154 29V30H152L153 32H155V30L160 34L161 32H162V30H165V33H166V35L164 36L165 38H163L162 37V39H158V41H162L161 43H162V45L164 46V44L166 43V40L167 41H169L168 43H166L165 44V46L164 47H161V48H163V49H161V50H158V49H160V48H158L157 46H158V42L156 41V40H154V39H157V38H161V36L157 33V32H155V33H157V34H155V33H153L152 31H151V33H148L147 32V29L148 28H144V27H147V26H144L143 27ZM184 21V22H183ZM130 22V23H129ZM160 22V23H159ZM176 22V23H175ZM201 22V23H200ZM81 23V24H80ZM94 23H97V25L95 24L94 25ZM116 23H117V25H116ZM128 23V24H127ZM132 23V25H133V23H134V28H135V26H136V28L134 29V28H131V27H133L132 25L130 26V24ZM141 23V24H140ZM143 23V24H142ZM147 23V24H146ZM196 23H197V26H196ZM199 23H200V26L202 27V35L204 36V37H202V36H200L201 35V32L200 31H198L199 30V28H201L200 26H198L199 25ZM89 24H91V26L89 25ZM92 24L94 25V26H92ZM124 24V25H123ZM127 24V25H126ZM136 24V25H135ZM150 24V25H149ZM161 24V25H160ZM172 24V23H171ZM180 24V25H179ZM183 24V26H181ZM193 24V25H194ZM69 25V26H68ZM78 26L77 28L76 27H74V26ZM124 26V28H121V26ZM127 26V28H125L126 26ZM138 25V28L140 27ZM158 25H160V28H161V30H160V28H159V30L157 29L159 26ZM162 25H166L165 26V28L162 26ZM65 26H66V28H65ZM81 26V27H80ZM97 26V27H96ZM122 26V27H123ZM130 26V27H129ZM158 26V27H157ZM162 26V27H161ZM188 26V27H189ZM87 27V28H86ZM143 27V28H142ZM152 27V28H151ZM69 28L71 29L70 31H72L71 33H72V35H73V32L74 31H76L77 32V34H76V32H74L76 35H73V36H71L70 35V33H67L68 31H69ZM76 28V29H75ZM87 29V32L89 33V31H90V33H89V35L90 36H92L91 38H94V39H92L91 40V38H90V36L89 37H86V36H88L87 34L88 33H85L86 31V29ZM88 28H91V29H88ZM102 29V33L104 34V33H106L107 31L109 32H107L106 34H109V35H111V33H113L112 35L113 36H111L112 38H110L109 36H106V34H104L103 36L101 35V36H99V38H101V40L99 39L98 40V42L97 43H99L100 41L103 43H105V44H96V41H97V38H98V35L100 34V32H101V30L100 29ZM151 28V29H150ZM163 28V29H162ZM194 28L196 29L195 31H194ZM73 29V30H72ZM78 29H80V31L78 30ZM81 29H85V30H81ZM95 29V30H94ZM98 31H100V32H98ZM133 29V30H132ZM143 29V30H142ZM145 29V30H144ZM198 29V30H197ZM92 30H94V31H96V32H98V33H94L95 35H97V36H95V35H93V32L94 31H92ZM129 30H132V33H134V32H136L135 30H137V31H141V33H142V31H143V34H141V36L140 35H134V36H131V35H133ZM148 30V31H149ZM168 30H170L169 32H172V34H169V32H168ZM191 30V29H190ZM67 31V32H66ZM69 31V32H70ZM81 31H83V32H81ZM85 31V32H84ZM130 33H129V32ZM134 31V32H133ZM146 31V32H145ZM167 31V32H166ZM182 31H183V33H186L189 37H190V39H193V41L191 40H189V43L190 42H192L191 44H190V46H188L187 47V44H189V43H186V44H184V46L182 45V42H181V39H179L180 38V36H178L180 33H182ZM179 34H178V33ZM192 32V33H193ZM198 32H200L199 33V35L197 34ZM79 33H81V34H84L85 35V37H86V39H84V35L83 36H81V34H79ZM91 33H92V35H91ZM101 33V34H102ZM131 34L130 36H129V34ZM136 33H138L139 34V32H136ZM135 33V34H136ZM145 33H148V35L150 36V34L151 35H153V37L151 36V37H149L148 35H146ZM164 32H162L161 33V35L163 34ZM164 33V34H165ZM175 33V35H173ZM177 33V34H176ZM183 33H182V35H181V38L183 39V43H185V41L186 42H188V40H186V34L185 35H183ZM193 33V34H194ZM163 34V35H164ZM193 34H191V35H193ZM144 35H146V37H147V39H146V37H144ZM168 35H170V37L168 36ZM172 35V36H171ZM114 36H115V39H116V42L117 41H119L120 43H114L113 42V38H114ZM129 36V37H128ZM139 37V39L140 40H143L144 39V41H146V40H148V38H149V40L148 41H152V40H150V38H154L153 40L154 41H156V43H150L151 45L150 46H155V44H156V47H154L155 48V50L154 51H152V47L151 48H149V49H151L150 50V52L152 51V53L154 52V54H147V52H149V50L147 49V50H144V49H146L147 47H146V44L144 45V43H146V42H144V41H141V44L143 45L142 47L144 48V49H137L136 50V47H134L133 45H130L131 43L130 42H132L134 39V37ZM157 38H156V37ZM160 36V37H159ZM168 38H167V37ZM174 36V37H173ZM184 36H185V38H184ZM197 36H200V37H197ZM73 37H74V39L76 38V40H73ZM117 37V38H116ZM132 37V38H131ZM135 37V38H136ZM141 37V38H140ZM144 37V38H143ZM189 37H188V39H189ZM203 39H202V38ZM61 38V39H60ZM89 38V39H88ZM103 38H106L105 39V41H104V39ZM108 38V39H107ZM130 38V39H129ZM143 38V39H142ZM169 38H171V39H169ZM199 38L201 39V41L199 40ZM60 39V41L62 42V44H61V42L59 43V41L58 40ZM115 39H114V41H115ZM132 39V40H131ZM165 39V40H164ZM179 39V40H178ZM185 39V40H184ZM198 39V40H197ZM86 42H85V41ZM92 41V44L90 43L91 41ZM96 40V41H95ZM107 40V41H106ZM137 40V41H136ZM140 40L138 41V38L137 39H135V41H136V44L139 42V44H140ZM172 40V41H171ZM57 41H58V44H57ZM71 41V40H70ZM84 43H83V42ZM90 41V42H89ZM135 41H133V42H135ZM147 41V42H148ZM163 41H165L164 42V44H163ZM199 42V44H197V46L195 45V43L193 44V42ZM54 42H56V43H54ZM83 43V44H85V45H83V47H79V44L80 43ZM95 42V43H94ZM159 42V46H161V43ZM180 42V43H179ZM197 42V43H198ZM82 43H81V45L80 46H82ZM88 43V44H87ZM94 43V44H93ZM66 44V45H65ZM87 44V45H86ZM90 44L92 45V46H90ZM101 45L100 47H101V50H102V52H101V50H100V47L97 49V46L96 45ZM116 44H119V46L117 45V47H116ZM122 45V47H120L121 45ZM132 44H134L135 45V43H132ZM141 44L139 45V46H141ZM153 44V45H152ZM105 45V46H104ZM179 45V46H178ZM192 45V46H191ZM68 46V47H67ZM96 46V47H95ZM123 46H124V48H125V51L127 50V51H129V52H127V54H126V52L124 53L123 52V50H124V48H123ZM130 46H133L134 48H132V47H130ZM137 46V45H136ZM147 46H148V43H147ZM167 46V47H166ZM175 46V47H174ZM180 49V47L181 46H183V47H181V49H182V51L181 50H179V49H177V47ZM202 47V48H205V49H202L201 47V50H200V48H197V47ZM77 47L80 49V50H77ZM85 47H88V48H85ZM94 47V48H93ZM168 48V50L167 49H164V48ZM184 47H185V49H184ZM188 48V50L187 51H189L190 52V54H191V50H192V55L194 56V58H192L191 56L192 55H190L189 54V52H187V55L189 54L190 56H189V58H191V60L192 61H194V59L196 58V60H198L199 58L198 57H202L203 58V60H202V62L199 64V63H197L196 62V60H195V62H192L188 57H186V55H185V53L183 52V49L184 50H186L187 48ZM190 47H193V48H190ZM82 48H84L85 50H83V51H85V52H82ZM92 48V49H91ZM122 48V52L120 51V49ZM128 48V49H127ZM132 49V51L130 50V49ZM139 48H141V47H139ZM153 48V49H154ZM157 48V49H156ZM190 48V49H189ZM107 51V53L108 54H106V51ZM117 49H119L118 50V52L120 51L121 53H124V55L126 56H124L125 58H127V56H128V58L127 59H129V60H124L125 62H129L128 64H129V66H126V67H124V66H122V65H118L119 63H120V59H121V61L123 60V59H125V58H123V56H122V54H120V52L118 53V54H120V55H118L117 56V53H116V50ZM170 49V50H169ZM176 49H177V51H176ZM194 49V50H193ZM196 49H199L198 51H202V52H199L200 54L202 53L203 54V56H202V54H201V56H200V54H198L197 53V50ZM133 50H136V52H137V54L136 53H134L133 52ZM146 51V52H144V51ZM156 50H158V53L156 52L155 53V51ZM163 50H166V51H163ZM203 50H204V52H205V50H206V53H203ZM80 51L82 52V53H80ZM161 51H163V52H161ZM180 51V52H179ZM195 51V52H194ZM63 52H64V54H63ZM97 52H99V53H97ZM103 52H105L104 54H103ZM130 52H132V53H130ZM139 52H143L144 54L146 53L147 54V58L145 59V55L144 54H142V53H139ZM149 52V53H150ZM160 52H161V54H163L164 52H165V54H163L165 57H163L161 54H160ZM173 52H175L174 54H176V55H174V54H172ZM182 52H183V54H182ZM208 52V53H207ZM80 53V54H79ZM88 53H87V58L86 59H88V57H90L89 55H88ZM93 53H96V54H98V55H100L101 57H102V59H100L101 57H98V55H96V54H93ZM116 53V54H115ZM128 53H130V55L128 54ZM133 53H134V55H135V57H133L134 55H133ZM179 53V54H178ZM61 54H63V56L64 57H62V55ZM66 54V55H65ZM159 54V55H158ZM95 55H96V58H95ZM133 55V56H132ZM138 55H141L142 57H143V55H144V57L142 58V60H144V61H146V63H142V62H144V61H142L141 62V56L140 57H138ZM172 55V56H171ZM183 55H185L184 57H182ZM199 55V56H198ZM216 55V56H215ZM218 55V56H217ZM120 56V57H119ZM129 56H130V58H129ZM213 56H215V57H213ZM59 57V56H58ZM132 57V58H131ZM138 57V58H137ZM163 57V58H162ZM186 57V58H185ZM61 58H63V59H61ZM98 58H99V61H98ZM119 58V59H118ZM137 58V59H136ZM149 58V59H148ZM155 58V57H154ZM179 58V59H178ZM201 58V59H202ZM217 60H216V59ZM91 58H89V60H90ZM118 59V60H117ZM133 59H136V60H133ZM148 59V60H147ZM157 59H155L156 61H157ZM161 59H160V57H159V60L161 61ZM165 59V60H164ZM183 59V60H182ZM210 59H212V60H210ZM216 60V61H219V62H212V61H214V60ZM219 59V60H218ZM59 60V59H58ZM70 60V59H69ZM100 60H102V61H100ZM116 60L117 61H119V63L118 62H116ZM137 60H138V62H137ZM140 60V61H139ZM189 60H190V62H189ZM200 60V59H199ZM198 60V62H200ZM205 60V61H204ZM59 61V62H60ZM82 61H83V59H82ZM92 62H93V60H91ZM124 61H122L123 63V65H128V64H124L125 62ZM133 61V64L131 63ZM135 61V62H134ZM152 61H154L153 59H152ZM159 61V62H160ZM188 61V64L189 63H191L192 62V64L194 63V65H188L189 66V68H188V66H185V62H187ZM211 61V62H210ZM60 62V63H61ZM70 62H72V61H70ZM102 62H103V66H102ZM138 63V64H141V66L139 67L137 64L136 65H134L135 63ZM139 62H141V63H139ZM147 62H149L148 64H147ZM175 62L174 63H172V65L173 64H175ZM206 62V63H205ZM209 62V64H207ZM134 66V67H137V68H134L133 66H131V64ZM181 63H183V64H181ZM195 63H197V64H199V65H197V64H195ZM202 63H205V65L203 66V68H208V69H203L202 71H200L201 69H202ZM215 64V65H212V64ZM220 63V64H219ZM98 64V65H97ZM143 64H147L146 66L145 65H143ZM97 65V68L95 67V68H93L94 66H96ZM149 65V66H148ZM176 65V64H175ZM182 65L186 68H183L182 67ZM198 67H197V66ZM207 65H209L210 67H207ZM143 66H145V67H143ZM199 66H200V68L201 69H199L198 70V72H197V69L199 68ZM127 67L128 68H130V70L133 68V70L134 69H137L139 72H141L142 70V72H143V74H144V77H143V75H141V73H139L137 70H134V71H130L129 69H127ZM132 67V68H131ZM142 67V68H141ZM109 68V70H108V73L106 72L107 71V69ZM127 69V70H129L128 71V73L130 72H134V74L132 73L131 75L133 76V77H135V74H136V77H138V76H140V77H138V78H136V80H135V78H133L134 79V81H136L135 83H136V85L137 86H139V88H140V91L137 89L138 87L136 86V87H134V89H133V86L134 85H132L133 84V82H132V78L130 79V80H127V78H128V76H127V70H125V69ZM148 68H146V69H148ZM179 68V69H178ZM218 68V70H215V69H217ZM111 69V70H110ZM142 69V70H141ZM223 69H224V71L225 72H222L223 71ZM62 70H64V69H62ZM120 70V71H119ZM122 70H125L124 72L122 71ZM150 69H148L146 72H148ZM190 70V71H189ZM204 70H206V71H208V70H210L208 73L206 72V71H204ZM222 70V71H221ZM96 71V70H95ZM109 71H113V73L112 72H109ZM137 71V72H136ZM200 71V72H199ZM213 72V74H212V72ZM215 71V72H214ZM63 72H66V71H63ZM63 72H61L60 71V73H59V76H62V74H64ZM117 72V74L120 72V74H118V77L117 76H115V75H117V74H115V73ZM192 72V73H191ZM211 72V73H210ZM216 72H218V74H219V72H220V76H221V78L223 77V75H224V73H226L227 75H229V73L231 74H233L232 76H233V78H232V76L231 75H229V76H227V77H225L224 76V78L226 79V78H230V79H232L231 81L234 83H231V81H230V79L227 81V80H225L224 78H222V79H220V77H216V76H214V77H212L213 75H215V73ZM102 73H104V74H102ZM105 73H107L108 74V78H110L111 77V75H112V77H114L113 79L111 78V79H107V74H105ZM110 73V74H109ZM140 75H139V74ZM194 73V74H193ZM221 73H223V74H221ZM66 74V73H65ZM64 74V75H65ZM121 74H123V76L124 75H126V76H124V77H126L125 79L124 78H122V77H120V78H122V79H118L119 78V76H122ZM187 74V75H186ZM189 74H191V75H189ZM110 75V76H109ZM138 75V76H137ZM194 75H196V76H194ZM210 75H212L211 77H210ZM131 76V77H132ZM197 76H199L200 77V79L201 78H203L202 76H204V78L206 77V79H202V80H200V82L197 80ZM130 77V76H129ZM199 77H198V79H199ZM209 77V78H208ZM106 78V79H105ZM117 79V80H114V79ZM217 78V79H216ZM124 79V80H123ZM129 79V78H128ZM137 79H138V83H137ZM208 79H210V80H208ZM122 80V81H121ZM144 80V79H143ZM196 80L199 82V84L196 82ZM203 80H205V82L203 81ZM212 80H214L216 83H217V81L218 80H221V81H223L224 83H222L221 81V83L218 81V83L216 84V83H214V84H216V85H218L219 87H221L220 89H219V87H217L216 88V90H215V87H216V85H215V87H212L213 86V82L214 81H212ZM217 80V81H216ZM254 80H255V82L256 83H254V85H253V83L252 82H254ZM118 81H121L120 83L123 85V82H125V84H124V87L120 84L119 85V82ZM127 81H128V83H131V85H129L128 83H127ZM130 81V82H129ZM194 81V82H193ZM227 81V82H226ZM212 82V83H211ZM228 82H229V87L227 86L228 85ZM230 83L231 84H233L234 86V89H236L235 87V83H236V85L238 86L237 87V90H234L233 89V87H232V85H231V87H230ZM198 84V85H197ZM128 85H129V87H128ZM185 85H188V83H186ZM185 85H184V87H185ZM197 85V86H196ZM63 86H65V88L63 87ZM125 86H127V87H125ZM130 86H131V89H133V93H131L132 92V90H130ZM189 86H190V88H192L191 87V85L189 84ZM189 86H186V87H189ZM206 87V89H202V88H205ZM225 89H224V88ZM120 88H122V92H124L123 94H122V92L120 91L121 89ZM124 88V89H123ZM207 88H208V90H209V88H211L210 90H209V92L208 91H206L207 90ZM63 89V90H62ZM68 90V93H67V90ZM136 89V93L137 94H135V96H131V95H133L135 92H134V90ZM142 89V90H141ZM198 89V88H197ZM233 89V90H232ZM66 90V91H65ZM105 90H106V92L107 93H105ZM129 93L130 91V93L131 94H129L130 96H126L125 94L127 93L126 91ZM203 90V91H202ZM205 90V91H204ZM215 90V91H214ZM255 90V92H256V94H258V95H256L255 94V92H254V94L256 95H254L253 93H251L252 91H254ZM63 91H65V92H63ZM139 91V92H138ZM189 91V90H188ZM193 91V92H194ZM237 91V92H236ZM259 91V92H258ZM99 92H100V94H99ZM140 93H142V94H140ZM220 93H221V97L223 96V98H226V99H223V101L224 100H226L227 101V99L229 100L230 99V97L232 98L233 96H235V94L234 93H239L238 95L239 96H237V101H235V98H236V96H235V98H232V99H230V101H228V104H226L225 102V104H223V101H221L222 99H221V97H220ZM231 93V94H230ZM57 94L60 96H57ZM63 94H66L67 96V98H68V100H67V98L65 99V96L63 95ZM97 94H99V95H97ZM140 94V95H139ZM104 95H105V97H104ZM141 97V95H143L142 97L144 98V99H142V97H141V101H140V97ZM230 95V96H229ZM232 95V96H231ZM252 95H253V97H252ZM63 96V97H62ZM100 96V97H101ZM107 96V97H106ZM258 96V97H257ZM261 96V97H260ZM229 97V98H228ZM250 97H252V98H256V100H253V103L255 104L254 106H252L251 107V105H253V104H251L252 103V98L250 99ZM63 98V99H62ZM71 98V99H70ZM104 98H106V99H104ZM218 98H220V100H217ZM254 98V99H255ZM258 98L260 99V103H258L259 102V100H258ZM65 99V100H64ZM98 99H99V102L97 103V101H98ZM126 99V100H125ZM234 99V100H233ZM74 100V101H73ZM77 100V101H76ZM94 100V101H93ZM100 100H101V103H100ZM103 100H105V101H103ZM127 101L126 102V104H128V105H126L125 104V101ZM199 100V101H198ZM204 100V101H203ZM206 100V101H205ZM232 100V101H231ZM249 100L251 101V103L249 102ZM258 100V101H257ZM64 101V102H63ZM124 101V102H123ZM202 101V103H200ZM221 101V103L223 104H221V103H219V104H216V103H218V102H220ZM244 101V104L245 103H247V102H249V103H247L246 104V106L242 103V102ZM246 101V102H245ZM76 102V103H75ZM102 102H103V104H102ZM132 102V101H131ZM134 102V101H133ZM197 102V103H196ZM216 104V106H215V104ZM231 102V104H229ZM241 102V103H240ZM257 102V103H256ZM207 103V104H206ZM211 103V104H210ZM213 103V104H212ZM73 105V106H71V105ZM86 104V105H85ZM102 104V105H101ZM123 104H125V106L123 105ZM134 104V103H133ZM232 104H234V105H232ZM241 104L243 105V106H241ZM257 104H259V105H257ZM93 105V106H92ZM191 105L194 107V108H192V109H190V107H191ZM196 107H195V106ZM211 105H213V107L215 108H213V109H208V107L210 108L211 107ZM218 105V106H217ZM219 105H222V107H226L225 108V110H224V108H222V107H220L219 108ZM226 105H228V106H226ZM232 105V106H231ZM249 105V106H248ZM257 105V106H256ZM128 106V107H127ZM130 106H131V111L130 110H128L129 108H130ZM245 106V107H244ZM255 106H256V108H255ZM70 107H72L73 109H75V110H77V111H75V110H73L72 108H70ZM82 107V108H81ZM132 107H133V109H132ZM218 107V108H217ZM229 107H230V109H229ZM254 107V108H253ZM65 108V109H64ZM90 108V109H89ZM128 108V109H127ZM207 108V109H206ZM212 108V107H211ZM228 108V110H230L232 113H234L235 111L237 112H235L236 113V115H238L239 116V118H237L238 116H236L235 115V113L233 114V115H235L234 117L236 118V119H242V121H237L236 119V121L234 120V117H233V115H230V112H228V110H227V114L229 113V115L227 116V114H226V109ZM249 108V109H248ZM251 108H253V111H258V112H256L258 115H257V119L259 120V121H257V119L255 118V116L256 115H254L253 116V111L251 110ZM61 109L63 110H65L64 112L63 111H61ZM70 109H72L71 110V112H68V110H70ZM138 111H136V110ZM198 109H201V111H203L204 112V114L206 113V115H204L200 110V112L202 113H200L199 111H197ZM220 110V111H222V110H224V112H220V114L221 115H219L218 113V110ZM235 110L234 112L232 111V110ZM246 109H248V110H250V116L251 117H249V111H247ZM256 109H258V110H256ZM83 110V111H82ZM128 110V111H127ZM192 110H193V112H192ZM197 112H196V111ZM213 110V111H212ZM243 110H246L247 111V114H246V112L245 111H243ZM75 111V112H74ZM79 111V112H78ZM133 111V112H132ZM210 111V112H209ZM73 112V113H72ZM80 112H82V114L84 115H81V113ZM123 113V114H121V113ZM135 112V114H136V112L138 113L137 115H135V114H133ZM196 112V113H195ZM216 112H218L217 113V115L215 114ZM245 112V113H244ZM261 112V113H260ZM53 113H54V110H53ZM63 113H66V115H64ZM69 113V114H68ZM80 113V114H79ZM208 113H210V114H208ZM211 113H212V115H214V116H212L211 115ZM214 113V114H213ZM223 113H225V114H223ZM231 113V114H232ZM241 115H240V114ZM255 113V112H254ZM260 113V114H259ZM264 113V112H263ZM263 113H262V115H263ZM59 114H58V116L57 117H59L60 119H62L60 116H59ZM73 114H75V117H73L74 119H76V121L71 117V116H73ZM77 114V115H76ZM199 114H201V115H199ZM243 114H245V116L243 115ZM56 115V114H55ZM79 115V116H78ZM103 115H107L106 117H108V118H106V117H104ZM116 116V118H117V120H115L114 121V119H110V117H112V116ZM128 115H125V116H128ZM202 115H204L203 117H202ZM219 115V117H218V119H216L215 120V116H216V118H217V116ZM223 115V116H222ZM78 118H77V117ZM83 116V117H82ZM110 116V117H109ZM114 116H113V118H114ZM139 116V115H138ZM201 118H200V117ZM225 116L227 117V121H228V118H230L231 116V119H230V121H229V124L231 123V126H229L228 127V123H226L227 121H225L224 119H225ZM253 116V117H252ZM260 118H259V117ZM86 117V118H85ZM106 120H110L111 122H114V123H116V125H118V127H116V129H115V127L113 126V124L112 123H109V122H107V120H106V123H107V125H106V123H105V120L103 119V118ZM135 117V118H134ZM197 117V118H196ZM206 117L208 118V119H210L211 117L212 118H214V119H212V122H211V120H208V119H206ZM221 117V119H219ZM223 117V118H222ZM242 117V118H241ZM244 117V118H243ZM79 118H83V119H79ZM88 118V119H87ZM91 118H97V120L100 122V124H99V122H97L96 121V119H94V120H91ZM115 118V119H116ZM128 118V117H127ZM233 118V119H232ZM251 118L254 120V121H252L251 120ZM256 120H255V119ZM66 119H63L62 120V122L61 123H64L65 121H68V120H66ZM73 119V120H72ZM77 119L79 120V121H77ZM85 119H87V121L88 120H90L89 121V123H91L90 125L87 123V121L85 120ZM135 119V120H134ZM202 119V120H201ZM224 121H223V120ZM247 119L249 120H251L250 122L249 121H247ZM65 120V121H64ZM81 120H83L82 122H83V124H87L86 126L87 127H85V125H84V130L82 129L83 128V125H82V123H81ZM101 120H104V122L103 121H101ZM126 121L128 120V119H125ZM207 122H206V121ZM215 120V121H214ZM218 120V121H217ZM219 120H221L220 121V123L221 122H224V123H222V125L220 124V126H219V124L217 125V123L219 122ZM231 120L233 121H235L234 123H232L231 122ZM262 122H261V121ZM120 123H118V122ZM126 121H122V122H125V124L127 123ZM129 122L127 123L128 125L127 126H129L130 127V125H131V123L130 122H132V119H131V121L130 120H128ZM245 121V122H244ZM256 121H257V123L259 124L258 126L259 127H261V129L257 126V124H256ZM103 123V125H102V123ZM136 122V123H137ZM211 122V123H210ZM216 122V123H215ZM241 122V123H240ZM242 122L246 125H249V127H247V125L245 126L244 124H242ZM247 122H249V123H247ZM261 122V123H260ZM66 123V122H65ZM79 123H81V125H82V127H81V125L79 124ZM105 123V124H104ZM139 124H141L140 122H138ZM206 124V128L208 129V128H210L209 130H208V132H207V129L203 126V124ZM209 123V124H208ZM213 123H215L216 124V126H212L211 127V124H213ZM225 123L227 124L226 126H225ZM96 124H98V126H100V125H102V126H104L103 127V129H106V128H109V127H111V126H109L108 127V124H112V131L110 132V133H114V134H116V136H117V133L116 132H118V131H120L119 133H124V134H128L129 136H126L125 137V135H124V137H123V135H122V137H123V139H122V137L120 136V138L117 140L116 138H118V136L116 137L115 135H113V134H107L106 136H108V138L110 137L111 138V140H110V138L108 139L107 137L105 138V134H106V132L108 131V130H111V128H109L108 130H104V131H106V132H104L103 133V129H101V128H99V127H97L98 128V130L99 129H101L99 132H98V130L97 129H95L96 128ZM123 124V123H122ZM201 124V123H200ZM204 124V125H205ZM242 124V125H241ZM250 124H251V126H252V124H253V126L251 127L250 126ZM262 124V125H261ZM65 125V127H63ZM75 125H77V126H75ZM94 125H96V126H94ZM115 125V124H114ZM133 125V126H132ZM131 126L132 127H134L135 126V123H133ZM209 127H208V126ZM256 125V126H255ZM261 125V126H260ZM80 128H79V127ZM88 126H89V128H88ZM101 126V127H102ZM235 126V127H234ZM244 126V128H242ZM246 127V128H245ZM88 128V129H87ZM91 128V129H90ZM92 128H94L95 130H93ZM227 128V129H226ZM228 128H229V130H230V128L232 129V130H230V132L228 131ZM250 129V131H248V129ZM256 128H258L259 130H257ZM61 129H63V130H61ZM89 130V131H91L92 133L90 134V132H88L87 130ZM206 129V130H205ZM236 129H240L239 131V133H238V130H236ZM254 129V130H253ZM53 130H54V132L56 131L58 134H56V132L54 133L53 132ZM59 130L61 131V132H59ZM118 130V131H117ZM220 130V131H219ZM227 130V131H226ZM233 130H235L234 132H236V133H238L237 134V136L238 135H240L241 133H243V135L244 136H242V134L240 135V137L238 136H236L235 137V135H236V133L234 134H232V131ZM255 130H257V132H254ZM86 131V132H85ZM97 131V132H96ZM216 131V132H215ZM218 131V132H217ZM226 131V132H225ZM263 131V132H262ZM80 132H82V133H84V135H85V137H83L84 135L82 134V133H80ZM108 132V133H109ZM211 132V131H210ZM221 132V133H220ZM228 132V135L226 134ZM259 132V133H258ZM86 133V134H85ZM90 134V135H92L93 133V137H95V136H97V140L99 141L100 139V141L99 142H97V141H95V142H93L94 141V139L96 138H92L91 136H88V134ZM222 133H224V135L222 134ZM65 134H66V136H67V134H69L68 136L69 137H67V141H66V139H63L62 137H66L65 136ZM101 134H103L104 136H103V139H102V135ZM100 135H101V138H100ZM113 135V136H112ZM119 135H121V134H119ZM208 135H210V133L208 134ZM215 135V136H214ZM224 136L225 138L227 137V138H229V142H228V146H227V144L225 143V142H223V140L225 141V138H223L222 136ZM230 135H231V137H235L236 138V140H238L239 138H241V136H242V138H241V140L242 141H244V142H240L239 140V144L236 142V140H235V138L233 137V139L231 140L232 142H230V139H231V137H230ZM245 135L247 136V139L245 138ZM62 136V137H61ZM75 136H77V138L75 137ZM248 136L249 137H251V139L249 138L248 139ZM70 137H72V140H73V138H76V139H74L73 141V143H69V146L68 145H65L66 143H68V139L70 138ZM81 137H83L82 139H81ZM91 137V139H92V141H91V139H89V138ZM99 137V138H98ZM112 137H116V138H114L115 140H117V143L115 142V144H114V141H112L113 139H112ZM205 137L207 138V135H205ZM220 137H222L223 139H220V140H217V139H219ZM78 138H80V140L78 139ZM104 138L105 139H108V140H104ZM208 138H211V137H209L208 136ZM245 138V139H244ZM71 139V138H70ZM84 139V140H83ZM88 141H87V140ZM214 139H213V141H214ZM61 140L63 141L64 140V142H61ZM72 140H70V142L72 141ZM96 140V139H95ZM110 140V141H109ZM131 140V139H130ZM129 140V141H130ZM226 140H228V139H226ZM60 141V142H59ZM65 141H66V143H65ZM76 141H78L77 143H76ZM81 141H83V143L81 142ZM86 141L88 142V144L86 143ZM110 142V144L111 145H114V149H115V151L117 152H114V149L112 148V147H109V146H111V145H109V143L108 142ZM132 141L134 142L135 141V139H132ZM136 141H138V140H136ZM135 141V142H136ZM246 141V142H245ZM89 142H92V144L93 145H95V144H97V143H106V144H108L107 146H104V145H106V144H104L103 146L106 148V150H104L105 148H102L103 146H101V145H99L98 147H97V149H96V153H97V155H96V153H95V151L94 150H92V149H94L91 145V143H89ZM97 142V143H96ZM135 142L133 143V146H134V144H135ZM227 142V141H226ZM234 142L235 143H237V145L236 144H234ZM63 143H64V145H63ZM74 143H76V146L74 145ZM78 143H80V144H78ZM86 143V144H85ZM138 143V142H137ZM221 143V144H220ZM117 144L118 145H120L119 147V149H118V146H117ZM129 145L131 144L132 145V143H128ZM139 144V143H138ZM246 144V145H245ZM63 145V146H62ZM116 145V146H115ZM122 145H124V146H122ZM130 145V146H131ZM136 145V144H135ZM140 145V144H139ZM218 145H221V146H219L220 148H218ZM234 145V146H233ZM62 146V147H61ZM78 146H80V147H78ZM101 146V147H100ZM231 146V147H230ZM66 147V148H65ZM67 147L68 148H70V149H67ZM85 148V149H83V148ZM87 147V148H86ZM88 147H92V149H90V148H88ZM117 147V148H116ZM222 147V148H221ZM234 148L233 150H230L231 148ZM81 148V149H80ZM102 148V149H101ZM109 150H108V149ZM110 148H112L111 150H110ZM122 148V149H121ZM134 148V147H133ZM136 148H138V146L136 147ZM218 148V149H217ZM239 148H240V150H241V148L243 149V148H245V149H243L242 151H240L239 150ZM248 148H247V153L248 154H250L249 153V151L251 152V148L249 149V151H248ZM65 149H67V150H65ZM80 149V150H79ZM102 150V152H105V155H103L104 153H100V151L99 150ZM219 149H223L222 151H220ZM64 150V151H63ZM79 150V151H78ZM81 150H82V152H83V150H84V152L82 153L81 152ZM86 150V151H85ZM91 150V151H90ZM107 150L109 151V152H107ZM123 152H122V151ZM211 150L213 151L212 153H211ZM60 151H61V149H60ZM92 152V151H94V153H91V155L92 156H98V153L99 154H101V155H103L102 157H98V160H99V162H98V160H95V161H97V162H93V164L91 163L90 165L92 166H96V171L94 170V167H91V166H89V164H87V163H85L84 164V162H85V160H81V161H83V165L80 163V159H84L86 156H87V158L89 157V156H91L90 155V152ZM99 151V152H98ZM119 151H121V153L119 152ZM221 152V154L222 155H220V152ZM224 151V155L225 156H223V152ZM77 152H81V154H82V156H84V157H82V156H80V153H78V155H79V157L78 156H74V155H77V154H75V153H77ZM85 152H88V153H85ZM66 153V152H65ZM65 153H63V155L64 156H66L65 155ZM240 153H239V155H240ZM245 153H246V151H245ZM67 154V153H66ZM86 156H85V155ZM87 154H89V155H87ZM122 156H121V155ZM243 154V153H242ZM248 154H246L247 156H248ZM109 155V156H108ZM220 155V156H219ZM231 156H232V154H230ZM250 155H252V154H250ZM249 155V156H250ZM100 156V155H99ZM106 156V157H105ZM107 156L109 157V158H107ZM208 156H206V157H208ZM221 156H223V157H221ZM247 156H245V158H244V156L242 155L241 157L240 156H238V161L236 160L237 158H235V160H236V162H238L239 164H240V167H239V164H238V170H240L241 168H242V166L244 165V163L246 164L247 163V161L248 162H250V159H252L253 157L252 156H250V157H247ZM76 157V158H75ZM78 157V158H77ZM104 157H105V159H104ZM110 157H111V159H110ZM128 157V156H127ZM129 157H131V155L129 156ZM225 157V158H224ZM243 157V158H242ZM252 157V158H251ZM66 158V157H65ZM99 158H103V159H99ZM109 160V162L108 161H104V160H107V159ZM116 159V160H117ZM223 159V160H222ZM241 159H244V161L242 160L241 161ZM249 159V160H248ZM74 160V161H73ZM77 160V161H76ZM245 160H247L246 162H245ZM63 161H64V163L66 164V165H63L64 163H63ZM76 161V162H75ZM79 161V162H78ZM88 160H86V162H87ZM106 163V162H108V163H104V162ZM221 161H223V162H221ZM233 161V163H232V165H231V163H229L230 164V166H227L228 168L229 167H232L233 165H235V163L236 162H234V160L232 159L231 160V162ZM67 162V163H68ZM230 162V161H229ZM73 163H77L76 164V167L75 166H73L74 164ZM79 163H80V165H79ZM96 163V164H95ZM100 163V164H99ZM112 163H117V161H114V162H112ZM111 163V164H112ZM126 163V162H125ZM218 163H215V164H217V165H219ZM251 163V162H250ZM250 163H248V165L250 164ZM102 164V165H101ZM110 164V165H111ZM79 165V166H78ZM101 165V166H100ZM104 165V166H103ZM247 164L245 165V166H248ZM81 166V167H80ZM83 166V167H82ZM89 166V167H88ZM125 166H126V164H125ZM222 166V165H221ZM245 166H243V167H245ZM60 167H62V168H60ZM75 167V169H73ZM91 167V168H90ZM76 168H78L77 170H76ZM84 168V169H83ZM126 168H128L127 166H126ZM226 168V167H225ZM240 168V169H239ZM246 169H247V167H245ZM245 168H243L242 170L243 171H239L238 173H240V174H237V171L236 172H233L232 173V175L233 176H231L233 179L231 180L230 179V183H231V181H233L231 184H235L237 181L240 183V181H241V184H243L242 186H246V187H248V186H250V187H252V185L254 186L255 185V187H259V185H261V183H262V178H264V166L262 167V168H258V170H257V172H256V176L258 177V178H255L256 176H254V178H253V176H251V175H249V176H251L250 178H253L252 180H248V178H249V176H248V172H247V175H246V172H245V175L247 176L246 178L244 177L245 175H243L244 174V170H245ZM106 169H103V170H106ZM110 169V168H109ZM211 169H212V174H214V172H215V174L214 175H216V173H217V171L220 169V168H216V165H215V168L214 167H211ZM261 169V170H260ZM60 170V171H59ZM80 170H79V172H80ZM91 170H94L93 172L91 171ZM102 170V172L104 173V171ZM128 170V169H127ZM99 171L101 172V170L99 169ZM60 172V173H59ZM78 172V174H80ZM100 172H98V174L100 173ZM101 172V173H102ZM106 172H108V176H109V170H107ZM99 174L100 176H98V174L96 173V177H98V179H99V177H101V175L103 176V177H101V179H99L100 181L102 180V178H104V179H107V182L106 183H102L103 184V187H102V184L101 183H99L98 182V180H95L96 179V177H95V175L93 176L95 179H93V178H91L90 176H88L89 178H91V179H88L90 182H93V181H95V184H96V181H97V183H99V184H96L97 185V187L100 189V187H101V189L99 190L97 187H95L94 185H93V183H90L89 184V188H88V180H86L85 182H83L85 179H87L88 177H87V175H85L86 177H84V176H81L82 175V173H81V175H80V177H82V180H81V178H80V180L83 182V183H85V184H83L81 181V185H80V187H81V189L84 187L85 189H88V190H91V186L93 185L94 187V189L92 188V190H91V192L89 193L88 192V190H82V191H84V193H83V195L80 197V198H83L84 200H80V201H78V202H80L79 204H81V203H84V204H86L87 206H91L92 204H95V203H99L100 204V202L102 203V201H101V199L103 200V202L104 201H106L107 199H108V197L111 195V193L110 192H108V191H110L111 189H109V187L107 186L108 184L107 183H109L110 184V187L111 188H113V186H114V179H113V181H112V178L110 177H108L107 176V174L105 175V173H104V175L106 176V177H104V175L103 174ZM242 173V174H241ZM71 174V173H70ZM58 175V176H57ZM84 175V174H83ZM240 175H243V177H240ZM70 176L71 175H69V178H70ZM208 176V175H207ZM209 176H210V174H209ZM55 177V176H54ZM63 176H61L60 178H62ZM83 178H85V179H83ZM245 178V179H244ZM103 179V180H104ZM110 179H111V181H110ZM12 180V179H11ZM102 180V181H103ZM236 180V182H234ZM240 180V181H239ZM15 181V180H14ZM14 181H12V182H10V193H9V195L13 192H15L16 194H14V195H19L18 197H20L21 195H20V190H23L24 189V187L25 186H16V182L15 183H13ZM59 182H61V179H59L58 180ZM106 180H104V182H105ZM112 182V183H111ZM211 182V181H210ZM104 184H105V186H107L108 187V189L107 188H105V186H104ZM113 184V185H112ZM123 184V186H124V183H122ZM112 185V186H111ZM201 186H202V188H203V190H204V192H206L207 191V187L209 186V183L208 182H205V181H201V184H200ZM248 185V186H247ZM261 187V186H260ZM103 188V189H102ZM121 188H123V187H121ZM230 188V184L228 185V187H227V189H229ZM96 189H98L97 191H96ZM224 190V192H228V191H230V190ZM122 190V189H121ZM92 191L93 192H95L96 194H98V193H100V192H102V191H104V192H102V194L100 193V194H98V195H100V199L99 200H95V203H94V201L91 199V198H93V196L95 197H98L95 193H92ZM99 191V192H98ZM108 192L107 194H106V192ZM98 192V193H97ZM18 193V194H17ZM93 195H92V194ZM106 194V196H105V194ZM121 193V192H120ZM21 194H22V192H21ZM90 195V199L89 198H87L88 200H86V197H88L89 195ZM110 194V195H109ZM62 195H64V194H62ZM62 195H61V197H62ZM66 195V197H64ZM65 195L63 196L64 197V199H68V198H70L71 196H69L68 198H67V195L68 194H66L65 193ZM85 195H88V196H85ZM109 195V196H108ZM103 196V197H102ZM105 196V197H104ZM108 196V197H107ZM11 197H15V196H13V194H11V196H9L8 197V200H7V203L10 205L11 203L9 202V201H11L12 202V205L14 206V202L13 201H15V202H17V200L15 199V198H13V199H11ZM17 197V199H20V198H18ZM62 197V198H63ZM93 198V199H97V198ZM107 197V199L106 200H104L105 198ZM11 200H10V199ZM110 198V197H109ZM15 199V200H14ZM91 200V201H90ZM109 200V199H108ZM110 200H112V199H110ZM109 200V201H110ZM117 200H119V196H118V198H117ZM117 200H114V202L116 203V202H118ZM84 201V202H83ZM87 201V202H86ZM90 201V202H89ZM93 201V202H92ZM97 201V202H96ZM76 202V201H75ZM77 202V203H78ZM113 202V201H112ZM112 202L110 203L112 206H114V207H112V206H107L106 207V205H108L106 202H105V204L106 205H104V203H102L103 205H101V207L102 206H105L106 207V210L104 209L105 207H102V208H100V205L97 203V205L95 204V205H92V207H85L86 205H84V207L83 206H80L79 204V208H78V205H77V209L78 210H80L81 208V211H82V215L83 216H81V214H79V212H78V215L77 216H80V218L78 217V219H74L75 220V223H77L78 221L77 220H80V219H82V220H80V222L81 223H79V225L81 224L82 226H85V224L83 225V222L85 223V221H84V218H86L87 217V219H86V221L88 222V224H87V226H89V224H90V227H88L87 228V226H85L88 230H91L93 227L92 226H94V227H96V226H98V228H102L103 227V225L102 224H104L106 221H108V223L107 224H105L106 226L110 223V221H111V219L110 220H108L107 218H105L106 216H108V217H110V215L107 213V212H109L110 214H112V211L114 210L113 208H115V210H117L116 209V205H114V203L112 204ZM90 203H92V204H90ZM117 204V203H116ZM11 205V206H12ZM82 205V204H81ZM12 206V208L10 207V209H13L14 207ZM96 208H95V207ZM99 207V208H98ZM110 209H109V208ZM83 208H85V209H83ZM87 208V209H86ZM89 208V209H88ZM92 208H95V210L98 208V211L96 210V212H92ZM108 208V209H107ZM76 209V212L78 211ZM99 209H100V211H99ZM106 211L105 213L103 212L104 210ZM84 210H86V213H85V211ZM87 210H89L88 211V213H87ZM95 210H93V211H95ZM114 210V211H115ZM84 211V212H83ZM113 211V214L114 213H116V212H114ZM76 212H73V214L74 213H76ZM97 213L98 215H99V217H100V214L98 213V212H100L102 215H101V217L100 218H102L101 220H104V221H100V219H99V217H97V215H94V214H92V213ZM103 212V213H102ZM70 212H67V214L65 215V217L67 218V219H69V220H71L73 217H71L72 215H70L69 214ZM81 213V212H80ZM84 213L85 214H87L86 216L84 215ZM90 213H91V215H90ZM106 213L108 214V215H106ZM69 214V215H68ZM89 214V215H88ZM105 214V215H104ZM112 214V215H113ZM118 214V212L115 214V215H117ZM75 216H76V214H74ZM114 215V217H116ZM119 215V214H118ZM70 218H69V217ZM76 216V217H77ZM85 216V217H84ZM105 216V217H104ZM82 217H84V218H82ZM90 217H91V219L92 220H88V219H90ZM94 217V218H93ZM114 217H110V218H113L112 220H114L115 218ZM95 218H97L96 220H95ZM105 218V219H104ZM117 218H118V216H117ZM73 220V219H72ZM95 222H94V221ZM106 220V221H105ZM77 221V222H76ZM90 221H92L91 223H90ZM99 222H103L102 224L101 223H99ZM74 223V222H73ZM93 223V224H92ZM96 223V224H95ZM78 224V223H77ZM91 224H92V226H91ZM95 224V225H94ZM101 225V226H99V225ZM97 228V227H96ZM97 228V229H98ZM92 230H94V229H92ZM96 230V229H95Z\"/></svg>", "mask_w": 264, "mask_h": 264}, {"label": "snow or ice", "instance_id": "6c2138e0", "mask_svg": "<svg viewBox=\"0 0 264 264\" xmlns=\"http://www.w3.org/2000/svg\"><path fill=\"white\" fill-rule=\"evenodd\" d=\"M262 55H264V49H262ZM261 82L264 85V70L261 72ZM110 177H114V187L111 188V199L112 201L116 200L121 192L122 183H126L130 181L132 178L128 174V170L123 162H117L111 164V169L109 171ZM60 177H53L52 174L48 173L47 170H44L39 177V188L47 190L49 186H52L59 180ZM62 190H64L68 195L72 196L74 199L79 200L82 192L80 187V175L77 172L73 171L71 173V180L69 184H63L61 181ZM261 214L264 216V178H262L261 183ZM221 196L227 200H235L236 198L244 199L245 203L250 212L254 211V207L251 201V193L245 187L244 192L242 193L238 188L228 191L227 193L221 192ZM106 203H110V201H106ZM264 256V254H262ZM0 264H23L22 261L18 259L11 258L10 253H5L3 259H0ZM259 264H264V258H262Z\"/></svg>", "mask_w": 264, "mask_h": 264}]
</instances>
